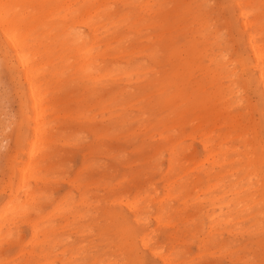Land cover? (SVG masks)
<instances>
[{"label": "rangeland", "instance_id": "rangeland-1", "mask_svg": "<svg viewBox=\"0 0 264 264\" xmlns=\"http://www.w3.org/2000/svg\"><path fill=\"white\" fill-rule=\"evenodd\" d=\"M157 1L159 3V0H154V2ZM170 1V2H169ZM203 0H161V2L163 3H159V4H155L154 6H152L153 10L151 11H147L144 12L143 10L139 9V7H134V8H130L127 6H121L120 4H117V9L116 6L114 7V9H116V12L120 13V11H130L132 12V18L131 20H133L132 23V28L129 29L127 28V26L125 25H119L118 27V31L119 32H124L126 31V36L128 38V40L124 43V46L127 45H137V46H150V39L152 41H156L158 42V46H159V50H157V54L154 57H146V56H142L141 54H137L134 53L133 55L135 57H125L126 58H131L132 60L130 61V67L135 68L136 65H138L137 69H133L130 70L129 72H133L132 76H131V86H130V90H128L129 92L123 94L120 98H116L118 100H120L121 102V108L120 110H118V114H116L117 116H119L120 113L124 112L125 120L123 117H121L122 121L120 120L119 117H117V127L120 129H115L116 125L113 127V130L115 129L114 134L113 132L109 133L108 135H104L102 136H97L98 131L100 129H94L96 127L97 124L100 123L101 120H97V118L101 119V114L105 115L104 117H106L107 112L105 113H101L100 111L97 110H102L103 107L102 105L105 103H109L110 100H107V96H103V94L101 93L100 95V90H102L101 85L106 86L107 83H109L111 81L110 80H102L100 81V83L97 84L98 89L92 88L91 86L88 85V82L85 83L82 81V77L81 75H72L69 73H72V71H70L68 73V71L66 73H64V76L67 77V81L64 82L62 84V87L60 89H57V91H55V109H54V114H50V118L54 117L55 115L57 116V118L55 119V130L57 131L56 134H62V136L60 137L61 141H59L60 143H62V145L58 144L59 142H57L56 147H54V155L55 157L52 155V157L49 160V165L52 161V165H55L57 168H54L55 166H52L50 172V174H48V181L45 183H48L47 185H50L47 187V185L41 184L40 188L41 191L43 192V194L46 195V197L43 198V202H42V207L40 214H34L32 213L31 217L34 219H38V215H45L48 211L52 210V206H54L56 204V202L62 201L64 199H62V197L65 199H69L71 198L73 200L74 203L73 205H75V210L72 211V213H70V215H75L76 213V217L74 218L73 216L69 218L70 222L72 221V223L74 224H69L66 225L68 227H63L61 229L57 228V231H60V233L58 232L57 234V239L55 238L54 240H58V245H55L54 247H49L48 245L42 246V251L45 252L44 254H42L43 252L40 251L41 248H39L38 245H28L29 240L31 239V231H30V226H28V224L25 223H19V229L22 231L20 232V239L14 243H10V244H6L3 246V262H5L4 264H32V262H34L33 264H38V262H40V264H42L43 262L46 261V264L48 263L47 261H49V263L52 264H59V260L62 264H163L161 262L160 259H158L159 257L156 256L154 254H152V251L145 247H143L140 242H139V238L141 237L140 235L143 234H147V239L149 242L150 247H153L155 249H158L162 254H170V257H172L173 263L174 264H213V262H215L214 264H264V258H262L264 256V230H262V228L264 227V196L261 195L262 192L260 191V179L262 177H264V164L263 163H258L256 161H251V146H255V145H264V126H259L257 123L258 121L261 123V118H260V114H259V108H261V103H260V95H259V90L258 87L255 86V83L253 80L252 83H247V84H243V81L246 77H248L249 75H254L253 70L249 69V70H243L240 69L239 66H236L234 68L235 71H237V75L232 74V68L234 67L233 63H230V61L226 62V68L224 69V72L222 73V78H221V83L223 84L224 87H226V85H228L230 83V80L234 77H238L239 80L237 82V91L235 92V99H230L228 101H218L215 108L212 109L211 107H209L208 109L204 110L201 108H199V106H192L191 105V101L193 99H198L199 96L204 92V90H209V88H211V79H212V75L211 72L209 70H200L198 68H191L188 69L185 73H182V69L181 67H185L187 68V62L189 60L190 57V52L187 50H177L175 55H172V48H167L168 44L174 45V44H179L178 46L182 45L183 47H186L188 44L190 43H194L196 42V44L198 45L199 49H201L200 52V57L203 60L204 64H208V59L210 57H215V55L219 52V51H223L224 53H229L227 59L228 60H232L229 56H231V52L233 54H235L236 52L240 51L242 46L240 43H237L236 41V37H237V32L235 31L234 33H231V30L228 29V31L226 30V25L224 22V17L227 16V13H230V10H228V8H222L221 6L218 5V3H220L221 0H208V4H204V2H202ZM218 2V3H217ZM165 4V5H164ZM203 5V6H202ZM160 7V8H159ZM130 8V9H128ZM202 9V10H201ZM120 10V11H118ZM156 11V12H155ZM134 12V13H133ZM143 12V13H142ZM163 12V13H162ZM165 12V13H164ZM145 13V14H144ZM157 13L156 16H153ZM195 13H199L200 15L197 17V19L193 18V15ZM137 16H136V15ZM139 14V15H138ZM161 14V16H160ZM152 15V16H151ZM150 16V17H149ZM160 16V17H159ZM148 18V20H147ZM155 18V19H154ZM144 19V20H143ZM153 20V22H152ZM151 21V23L149 22ZM143 22V23H142ZM136 23V24H135ZM143 24V25H141ZM147 24V25H146ZM149 24V25H148ZM174 24V25H173ZM146 25V26H144ZM136 28V29H135ZM150 28V29H149ZM152 28V29H151ZM141 32H140V31ZM146 30V31H145ZM151 30V31H150ZM129 32H131L129 34ZM136 32V33H134ZM139 33V34H138ZM143 33V34H142ZM140 36H138V35ZM142 34V35H141ZM158 34V35H157ZM156 37H154V36ZM132 36L135 37L134 39H132ZM158 37V38H157ZM130 38V40H129ZM148 38H150L148 40ZM0 205H2V201L8 196V193L10 192V182L14 181L12 179V156L14 154H16L15 152L21 148V144L19 143L20 140H22L23 136H26L28 134V127H27V122H25V117L23 116V114L25 113L27 114V111L23 108V103H27V99H26V95L25 92H23L25 90V83L23 82V80L20 78V74L16 71L13 70L11 66V64H9V62L7 61L8 57L4 56V52L7 51L6 45L0 35ZM70 39V37L66 38V42H68ZM146 39V40H145ZM60 39H56V41H59ZM133 40V41H131ZM139 40V41H138ZM145 40V41H144ZM164 40V41H163ZM181 40V41H180ZM61 41V40H60ZM130 41V42H129ZM127 43V44H126ZM4 44V45H3ZM66 46V44L64 45V47ZM2 51V52H1ZM244 51V50H242ZM148 52V51H147ZM57 53H59V50H55L54 51V55L53 57L55 58L57 56ZM132 55V56H133ZM140 55V56H139ZM137 56V57H136ZM156 57V58H155ZM4 59V60H3ZM150 59V60H149ZM141 60V61H140ZM143 60V61H142ZM136 62V63H135ZM56 63L59 65V59L57 58ZM102 62H100L101 64ZM139 63V64H138ZM145 63V64H144ZM3 64V65H2ZM135 64V65H134ZM142 66V67H141ZM213 66V64L211 65ZM5 67V68H4ZM7 68V69H6ZM2 69V71H1ZM15 69V67H14ZM8 73H7V71ZM141 70V71H140ZM151 70V71H150ZM6 71V72H5ZM158 71V72H157ZM170 71V73H169ZM138 73V74H137ZM172 73H178L179 75L177 76V78L175 80H173V78H171L170 76L172 75ZM8 74V75H7ZM142 74V75H140ZM157 74V75H156ZM121 75V74H119ZM119 75L117 76V78L119 77ZM138 75V76H137ZM156 75V76H155ZM246 75V76H245ZM9 76V77H8ZM14 76V77H13ZM135 76V77H133ZM147 76V77H146ZM220 76V77H221ZM81 77V78H79ZM122 75L120 76V78H118L119 80H117V83L120 86H126L124 85L126 82V80L124 78H121ZM146 78V79H145ZM12 80V82H11ZM79 80V81H78ZM114 80V79H113ZM147 80V82H146ZM151 80V81H150ZM138 81V82H137ZM22 83V84H21ZM77 83V84H76ZM105 83V84H104ZM148 83V84H147ZM182 83L183 86L185 87V91H187L186 93H184V96L182 97V106H180L177 110L172 111L173 109L171 108H165V107H161L158 106V104L160 103L159 97L156 95L157 94V90L159 88H162L164 85L166 87H169L168 92L172 91L174 89V85L175 84H179ZM193 83V85H192ZM199 84V87L197 86ZM19 84V85H18ZM69 84V85H67ZM76 84V85H75ZM84 84V85H83ZM86 85V86H85ZM151 85V86H149ZM71 87V88H69ZM73 87V88H72ZM78 87V88H75ZM81 87V89H80ZM253 87V88H252ZM68 88V89H67ZM70 89V90H69ZM72 89V91H71ZM75 89V90H73ZM76 89H78L76 91ZM93 89L94 90V94H93ZM16 90H18L16 92ZM97 90V91H96ZM66 91V92H65ZM82 91V92H81ZM140 91V92H138ZM155 91V92H154ZM79 92V93H78ZM98 92V93H97ZM151 92V93H149ZM18 95H17V94ZM65 93V94H64ZM74 93V94H73ZM92 93V94H91ZM130 93V94H129ZM132 94V95H131ZM82 95V96H80ZM91 95V97H90ZM96 95V96H95ZM125 95V96H124ZM94 96V97H93ZM103 96V97H102ZM138 96V97H137ZM19 97V98H18ZM76 100H75V98ZM93 97V98H92ZM148 97V98H147ZM234 97V98H235ZM22 100H21V99ZM92 98V99H90ZM101 98V99H100ZM20 99V100H19ZM69 99V100H68ZM97 99V100H95ZM102 101H100V100ZM127 99V100H126ZM67 100V101H66ZM95 100V102H94ZM126 100V101H125ZM129 100V101H128ZM149 100V101H148ZM178 100V99H177ZM21 101V102H20ZM61 101V102H60ZM97 101V102H96ZM142 103H141V102ZM146 101V102H145ZM63 102V103H62ZM66 102V103H65ZM72 102V103H71ZM99 102V103H98ZM140 102V103H139ZM77 103V104H76ZM95 103H98L95 105ZM114 103V102H113ZM126 103V104H124ZM71 104V105H70ZM75 104V105H73ZM95 105V106H91V105ZM101 104V105H100ZM129 104V106L127 105ZM132 104V105H131ZM138 104V105H137ZM154 104V105H153ZM229 104H231L228 107V111H229V115L226 117L225 113H222L221 110H217V111H213L219 108H224L226 106H228ZM63 105V106H62ZM68 105V106H67ZM70 105V106H69ZM83 105V106H81ZM144 105V106H143ZM102 108H101V107ZM108 106V104L106 105ZM155 106V108H154ZM68 107V108H67ZM72 107V109H70ZM74 107V108H73ZM82 107V108H80ZM92 109H89V108ZM133 107V108H131ZM150 107V108H149ZM160 109H159V108ZM23 108V109H22ZM99 108V109H97ZM147 108V109H146ZM165 108V109H164ZM95 109V110H94ZM124 109V110H123ZM127 109V110H126ZM139 109V110H138ZM18 110V111H17ZM61 113H60V111ZM67 110V111H66ZM91 110V111H90ZM142 110V111H140ZM159 113H158V111ZM163 110V111H162ZM167 112H166V111ZM71 111V112H70ZM76 111V112H75ZM78 111L81 113L83 112L85 114V116H76L78 117V119H75V115H78ZM97 111V112H96ZM121 111V112H120ZM165 111V112H164ZM171 111L173 113H171ZM69 113V115H71V117L67 114ZM96 112V113H94ZM99 112V113H98ZM127 112V113H126ZM150 112L152 114H150ZM164 112V113H163ZM93 115H91V114ZM135 113V114H134ZM157 113V114H156ZM61 114V115H60ZM89 114L91 115V118L89 117ZM97 114V115H96ZM130 114V115H129ZM161 114V115H160ZM181 114V115H179ZM193 114V115H192ZM53 115V116H51ZM60 115V117H58ZM149 115V116H148ZM151 115V116H150ZM154 115V116H152ZM172 115V116H171ZM61 116H65L64 118ZM96 116V117H95ZM98 116V117H97ZM114 116V120L116 119V117ZM123 116V114H122ZM138 116V117H137ZM171 116V117H170ZM174 116V117H173ZM184 116V117H182ZM21 119H20V118ZM24 117V118H23ZM70 117V118H69ZM74 117V119H73ZM81 117V118H80ZM83 117V118H82ZM90 120H89V118ZM93 117V118H92ZM128 117V118H127ZM68 118V119H67ZM142 118V119H141ZM154 118V120H153ZM162 118V119H160ZM189 118V119H188ZM198 118V119H197ZM19 119V120H18ZM58 119V120H57ZM80 119V120H79ZM86 119V120H85ZM129 119V120H128ZM142 121H141V120ZM156 119H160V121L156 120ZM174 119V120H172ZM18 120V121H17ZM68 120H70V122H68ZM119 120V121H118ZM135 122H133V121ZM187 120V121H186ZM23 121V122H22ZM58 121V122H57ZM62 121V122H61ZM66 121V122H65ZM94 123H93V122ZM129 121V122H128ZM132 123H131V122ZM156 121V122H154ZM158 121V122H157ZM203 121V122H202ZM205 121V122H204ZM18 122V123H17ZM72 122V123H71ZM75 122V124H74ZM96 122V123H95ZM99 122V123H98ZM102 123H107L109 125L110 121L107 119L106 121H101ZM109 122V123H108ZM144 122V123H143ZM153 122V123H152ZM193 122V123H192ZM202 122V123H201ZM12 123V124H11ZM58 123V124H57ZM67 123V124H66ZM78 123V124H77ZM121 123V124H120ZM129 123V124H127ZM143 123V124H142ZM148 123V124H147ZM159 123V124H158ZM218 123V124H217ZM22 124V125H21ZM60 124H64V125H60ZM91 124V125H90ZM123 124V125H122ZM138 124V125H136ZM142 124V125H141ZM158 124V125H157ZM163 124V125H162ZM187 124V125H186ZM204 124V125H203ZM72 125V126H71ZM90 125V126H89ZM130 127H128V126ZM135 125V126H134ZM178 125V126H177ZM190 125V126H189ZM65 128H64V127ZM94 126V127H93ZM123 127L122 129L120 128ZM158 126V128H156ZM177 126V127H176ZM189 126V127H188ZM227 126V127H226ZM60 127V128H59ZM178 129H176V128ZM199 127V128H198ZM201 127V128H200ZM19 128V129H18ZM21 128V129H20ZM70 128L71 131H70ZM127 131H125V129ZM129 128V129H128ZM158 130H156V129ZM197 128V129H196ZM205 128V129H204ZM62 131H61V130ZM65 129V130H64ZM75 129V130H74ZM88 129V130H87ZM92 133H91V131ZM136 129V130H135ZM150 129V130H149ZM153 129V130H151ZM169 129V130H168ZM180 129V130H179ZM187 129V130H186ZM200 129L202 132H208V131H212V135L213 138L212 139L215 143H221L222 142V146L223 147H228L227 148V155L225 157V160L223 161L222 165H217L215 166L213 169H211V177H220L224 175V178H222V181L224 183V185H222L221 188H219L217 191L221 192V191H225L224 193V198L227 200V198H232V193L231 191H229L227 188L230 187V182L231 181H240L241 185L240 186V192L242 194V199L244 203H246L244 201V195L245 198L249 199L248 201L250 203V205H252L251 209H247V210H242L245 211L241 214H239L240 220H241V224L244 225L245 227H248L247 231L249 233H244L243 235H241L240 233H225L223 234V240L222 241H218V240H214L211 238H207V237H212L214 235H216L215 233H208L209 232V220L206 219L205 216L202 215V218L204 217V219H201L198 216L196 217V208L193 207H201L202 210L206 208H211V204H207V201L210 200V198H212V195H214V193H216L217 191H214L213 193H210L207 195H205V198L203 196H201L200 200L199 198L196 199L197 197V192H196V188L193 187L194 184L196 183L194 180L196 178V175L200 172V169L197 168L195 169L196 172H192L193 167L195 166L194 162H193V158L195 155L198 156V154H203V150L202 147L200 145ZM231 129V130H229ZM9 130V131H8ZM17 130V131H16ZM20 130V131H19ZM80 131L78 132V131ZM143 132H142V131ZM168 130V132L166 131ZM179 130V131H178ZM208 130V131H207ZM16 131V132H15ZM61 131V132H60ZM90 131V132H89ZM120 131V132H119ZM140 131V132H139ZM171 131L173 134H171ZM189 131V132H188ZM196 131V132H195ZM8 132V133H7ZM59 132V133H58ZM67 132V133H66ZM71 132V133H70ZM122 132V133H121ZM125 132V133H124ZM162 132V133H161ZM181 132V133H180ZM229 132V133H228ZM20 133V134H19ZM22 133V134H21ZM70 133V134H69ZM133 133V134H132ZM134 133L135 136H134ZM140 133V134H137ZM142 133V134H141ZM154 133V134H153ZM157 133V134H156ZM167 133V134H166ZM178 133V137L176 136ZM7 134V135H6ZM15 134V135H14ZM19 134V135H18ZM26 134V135H25ZM65 134V135H64ZM69 134V135H68ZM110 134L113 135L112 139L110 137L107 138L108 136H111ZM120 134V136H119ZM131 134V135H130ZM148 134V135H147ZM161 134V135H160ZM182 134V135H181ZM189 134H192V136H190ZM13 135V136H12ZM68 135V136H67ZM73 135V136H72ZM89 135V136H88ZM125 135V137H124ZM147 135V136H144ZM156 135V136H155ZM158 135V136H157ZM168 135V136H166ZM18 136V137H17ZM65 137V141L67 142V144L65 143V141H62ZM75 136V137H74ZM84 136V137H83ZM92 136V137H91ZM118 136V137H117ZM131 136V137H130ZM142 136V137H141ZM163 138H161V137ZM21 137V139H20ZM101 137V139H100ZM124 139H121V138ZM167 137V138H166ZM14 138V139H13ZM72 138V140H71ZM75 138V140H74ZM97 138V139H95ZM106 143H105V140ZM115 138V139H114ZM129 138H134V140H131ZM148 138V139H146ZM150 138H152V140H149ZM159 138V139H157ZM172 138V139H171ZM174 138V139H173ZM18 139V140H17ZM67 139V140H66ZM86 139V140H84ZM109 139V140H108ZM144 139V140H143ZM157 139V140H156ZM161 139V140H160ZM163 139V141H162ZM169 139V140H168ZM177 139V140H175ZM127 140V141H126ZM130 140V141H129ZM160 142H156L159 141ZM167 140V141H166ZM221 140V141H220ZM71 141L73 143L72 146L70 145ZM80 143H79V142ZM82 141V143H81ZM85 141V142H84ZM91 143H90V142ZM123 141V142H122ZM134 142V144L131 143ZM143 141V142H142ZM148 141V142H147ZM156 145H155V142ZM173 141V142H172ZM226 141V142H225ZM229 141V142H228ZM258 141V142H257ZM14 142V143H13ZM78 142V143H76ZM84 142V143H83ZM89 142V143H88ZM97 142V143H95ZM101 142V143H99ZM127 142V144H126ZM136 142V143H135ZM141 142V143H140ZM153 142V143H152ZM225 142V143H224ZM146 143V144H144ZM152 143V144H151ZM158 143V144H157ZM188 143V144H187ZM242 143V145H241ZM247 143V144H246ZM256 143V144H255ZM17 144V146H16ZM79 146H76V145ZM85 144V145H84ZM88 144V145H87ZM93 144V145H92ZM96 144V145H95ZM103 146V147H101ZM106 144V146H105ZM137 144V145H136ZM176 145L175 148V153L171 154L169 151V147L171 145ZM178 144V145H177ZM239 144V145H238ZM246 144V145H245ZM12 145V146H11ZM112 147H111V146ZM115 145V146H114ZM117 145V146H116ZM136 147H135V146ZM152 145V146H151ZM156 147L154 148L153 147ZM192 147H191V146ZM233 145V146H232ZM244 145V146H243ZM66 146V149L64 148ZM68 146V147H67ZM71 146V147H70ZM82 146V147H81ZM91 149H90V147ZM95 146V147H94ZM99 146V147H98ZM144 146V147H143ZM149 146V147H148ZM158 146V148H157ZM182 146V148H181ZM196 146V147H195ZM237 146V147H236ZM243 146V147H242ZM64 149H63V148ZM70 147V148H69ZM75 147V149H74ZM78 147V148H77ZM80 147V148H79ZM84 147V148H83ZM105 147V148H104ZM114 147V148H113ZM135 147L137 149V151L135 150ZM138 147V148H137ZM143 147V148H142ZM164 147V149H163ZM189 147V148H188ZM15 148V149H14ZM59 148V149H58ZM61 148V151H60ZM99 148L98 151H96ZM101 148V149H100ZM111 148V149H110ZM117 148V149H115ZM120 148V149H119ZM122 148V149H121ZM128 148V149H127ZM131 148V149H130ZM142 148V149H141ZM149 148V149H148ZM173 148V147H170ZM68 149V150H67ZM71 149V150H69ZM94 149V150H93ZM105 149V150H104ZM141 149V150H140ZM146 149V150H145ZM168 149V150H165ZM16 150V151H15ZM65 150V151H64ZM75 150V151H74ZM77 150V151H76ZM104 150V151H103ZM113 150V151H112ZM124 150V151H123ZM127 150V152H126ZM132 150V151H131ZM148 150V151H147ZM164 150V151H163ZM184 150V151H183ZM194 150V151H193ZM196 150V151H195ZM202 150V151H201ZM15 151V152H14ZM58 151V152H57ZM70 151V152H69ZM72 151V153H71ZM74 151V152H73ZM94 153H93V152ZM102 151V152H101ZM112 152V154H110V152ZM132 153H130V152ZM142 151V152H141ZM149 153H147V152ZM152 151V152H151ZM183 151V152H182ZM189 153H187V152ZM191 151V152H190ZM237 151V152H236ZM66 152V153H65ZM81 152V153H80ZM89 152V153H88ZM105 152V153H103ZM122 152V154H120ZM141 152V153H140ZM160 152V153H159ZM179 152V153H178ZM232 152V153H231ZM244 152V153H243ZM58 153V154H57ZM70 153V154H69ZM86 153V154H85ZM92 153V154H90ZM98 153L100 155H98ZM105 154V155H102ZM110 155H109V154ZM119 153V155L117 156V154ZM139 156H138V154ZM146 153V154H144ZM170 153V154H169ZM192 153V154H191ZM194 153H196L194 155ZM247 153V155H246ZM61 154H63V156L65 155L67 157L61 156ZM79 154V155H77ZM89 154L91 156L88 155ZM114 154V156H113ZM116 154V155H115ZM154 154V155H153ZM156 154V155H155ZM161 154V155H160ZM168 154V155H167ZM185 154V155H184ZM190 154V155H189ZM17 155V154H16ZM68 155V156H67ZM71 155V156H70ZM93 155V156H92ZM94 155H98L96 157H94ZM109 157H108V156ZM130 155V157H129ZM170 155V156H169ZM178 157H176V156ZM182 155V156H181ZM187 155V157H186ZM193 155V158H192ZM199 155V156H201ZM7 156V157H6ZM70 156V157H69ZM102 158H101V157ZM105 156V157H104ZM111 156V157H110ZM117 156V157H116ZM123 156V157H122ZM146 156L147 158L143 157ZM153 156V157H152ZM156 156H160V157H156ZM179 156H181L179 158ZM190 156V157H189ZM229 156V157H227ZM235 158H234V157ZM238 156L240 158H238ZM250 156V157H249ZM59 157V158H58ZM61 157H63V159H61ZM82 157V158H81ZM86 159V162L83 161ZM107 157V158H106ZM112 157L114 158V160L112 159ZM141 157V158H140ZM151 157V159L149 158ZM246 157V158H244ZM23 158V156H22ZM54 158L56 160H54ZM69 158V159H68ZM79 158V159H78ZM89 158V159H87ZM94 160H93V159ZM98 158V159H97ZM118 158V159H117ZM123 158V159H122ZM125 158V159H124ZM163 158V159H160ZM166 158L168 160H166ZM171 158L173 159L171 161ZM176 158V159H175ZM190 158V159H189ZM230 158V159H229ZM234 158V159H233ZM250 158V159H249ZM53 159V160H51ZM65 159V160H64ZM71 159V160H70ZM74 159V160H73ZM81 159V160H80ZM83 159V160H82ZM92 159V161H91ZM97 159V160H96ZM111 159V160H110ZM118 162H117V160ZM145 159V160H144ZM148 161H147V160ZM150 159V160H149ZM158 159H160L158 161ZM183 159V160H182ZM244 159V160H242ZM19 160V159H18ZM59 160V162H57ZM61 160L63 161L61 163ZM102 160V161H101ZM116 160V161H115ZM137 160V161H136ZM144 160V161H143ZM157 164H156V162ZM176 160V161H175ZM192 160V161H191ZM250 160V161H249ZM54 161V162H53ZM57 163H56V162ZM80 161V162H79ZM82 161V162H81ZM88 161V162H87ZM97 161V162H96ZM133 161V162H132ZM140 161V162H139ZM154 161V162H153ZM168 161V162H167ZM171 161V162H169ZM183 164H182V162ZM238 161V162H237ZM245 161V162H244ZM68 162V164L66 163ZM76 162V163H75ZM107 164V168L106 164ZM132 162V163H131ZM138 162V163H136ZM143 162V163H142ZM145 162V163H144ZM233 162V163H232ZM242 164H241V163ZM54 163V164H53ZM60 163V164H59ZM66 165H65V164ZM91 163V164H90ZM98 163V164H97ZM130 163V164H129ZM185 163V164H184ZM230 163V164H229ZM246 163V165H245ZM57 164V165H56ZM89 164V165H88ZM93 164V165H92ZM101 164V166H100ZM111 164V165H110ZM124 164V165H122ZM135 164V165H134ZM138 164V165H136ZM142 164H145V166H141ZM147 164V165H146ZM167 164V165H166ZM171 164V165H170ZM174 164V165H173ZM182 164V166H180ZM210 163H207V165ZM226 166H224V165ZM235 164V165H233ZM238 164V165H237ZM244 164V165H243ZM255 164V166H254ZM61 165V166H59ZM64 165V166H63ZM82 165V167H81ZM89 167H87V166ZM92 165V166H91ZM96 165V166H95ZM114 165V166H113ZM127 165V166H126ZM156 165V166H155ZM252 165V166H251ZM262 165V166H261ZM9 166V167H8ZM66 166V167H65ZM70 166V167H69ZM88 168H86V167ZM148 166V168L146 169V167ZM177 166V167H176ZM180 166V167H179ZM224 166V167H223ZM247 166V167H246ZM68 167V168H67ZM80 167V168H78ZM84 167V168H83ZM91 167V168H90ZM109 167V168H108ZM116 171H115V169ZM118 167V168H117ZM129 167V168H128ZM134 167V168H132ZM175 167V168H174ZM233 167V168H232ZM67 168V169H65ZM78 168V169H77ZM87 170H86V169ZM92 168L93 171H92ZM97 168V169H96ZM101 168V169H100ZM111 168V169H110ZM149 168H153L152 170ZM155 168V169H154ZM157 168H159L160 170H158ZM189 170H188V169ZM242 168V169H240ZM249 168V169H248ZM57 169V170H56ZM62 169V171H61ZM68 169L70 171V173H68ZM71 169V170H70ZM99 169V171H98ZM104 169V171L102 170ZM108 169V170H106ZM119 169V170H118ZM139 169V171L137 170ZM141 169V170H140ZM146 169V170H145ZM172 169V170H171ZM179 169V170H178ZM64 170V171H63ZM66 170V171H65ZM81 170V171H79ZM110 170V172H109ZM118 170V171H117ZM145 170V171H144ZM149 170V171H148ZM156 170V171H154ZM170 170V171H169ZM183 170V172H182ZM215 170V171H214ZM253 170V171H252ZM255 170V171H254ZM262 170V171H261ZM57 171V172H56ZM61 171V172H60ZM75 171V174H73ZM97 171V172H95ZM128 171V172H127ZM135 171V172H134ZM143 171V172H142ZM153 171V172H152ZM163 173H162V172ZM168 171V172H167ZM199 171V172H198ZM214 171V172H213ZM224 171V172H223ZM79 172V173H78ZM83 174H82V173ZM92 172V173H91ZM101 172V173H100ZM119 172V174H118ZM123 172V173H122ZM137 172V173H136ZM142 172V173H141ZM167 172V173H166ZM180 174H179V173ZM189 172V173H188ZM241 174H240V173ZM257 172V173H256ZM53 175H52V174ZM65 173V174H64ZM67 173V174H66ZM87 175H86V174ZM91 173V175H90ZM112 173V174H111ZM117 173V174H116ZM131 173H133L131 175ZM136 173V174H135ZM170 175H169V174ZM173 173H175L174 175H172ZM178 175H177V174ZM185 173V174H184ZM194 173V174H193ZM236 173V174H235ZM238 173V174H237ZM249 173V174H248ZM253 173V174H252ZM259 173V175H258ZM262 173V174H261ZM10 174V175H8ZM58 174V177H57ZM60 174V176H59ZM65 176H63V175ZM71 174V175H70ZM102 176H100V175ZM103 174L106 175V177H108L106 179L105 175L103 176ZM115 174V175H114ZM125 174V175H124ZM144 174V175H143ZM153 176H152V175ZM163 174V175H162ZM168 174V176L166 175ZM189 174V176H188ZM193 174V175H192ZM247 174V175H246ZM67 175H69L67 177ZM75 175V176H74ZM79 175V176H78ZM116 177H114V176ZM120 175V176H119ZM127 175V176H126ZM131 175V176H130ZM134 175V176H133ZM142 175V177L140 176ZM148 175V176H147ZM151 175V176H150ZM183 175V176H182ZM227 175V177H226ZM228 175L231 177L229 178ZM236 175V176H234ZM246 175V176H245ZM54 176L56 179H53ZM73 176L76 178L75 182H72L71 180H73ZM84 176V177H83ZM90 176V177H89ZM93 176V178H92ZM112 176V177H110ZM136 176V177H135ZM160 176V178L158 177ZM165 178H164V177ZM187 176V177H185ZM240 176V177H239ZM242 176V177H241ZM63 177V178H62ZM71 177V178H70ZM80 177V179H79ZM95 177V178H94ZM99 177H102L101 179ZM130 177H132L130 179ZM144 177V178H143ZM148 177V178H147ZM152 177V178H151ZM176 177V178H175ZM183 177V178H182ZM249 179H248V178ZM260 177V178H259ZM62 178V179H61ZM92 178V179H90ZM97 178V179H96ZM104 178V179H103ZM138 178V179H137ZM172 178V179H171ZM184 178H189V179H184ZM229 178V179H228ZM234 178H236L237 180H235ZM259 178V179H258ZM64 179V181H63ZM69 179V180H68ZM88 179V180H87ZM95 179V180H94ZM99 179V181H98ZM119 179V180H118ZM127 179V180H124ZM142 179V180H141ZM146 179V180H145ZM159 179H161V181H159ZM164 179V180H163ZM170 181H169V180ZM181 179V180H180ZM240 179V180H239ZM247 179V180H246ZM55 180V181H52ZM57 180H59V182H57ZM68 180V181H67ZM86 180V181H85ZM93 180V182H92ZM107 180V182H106ZM109 180V181H108ZM123 180V181H122ZM132 180V181H131ZM137 180V181H136ZM183 180V181H182ZM189 180V181H188ZM226 180V181H225ZM231 180V181H230ZM257 180V181H255ZM64 183H63V182ZM71 181V184H70ZM79 181V182H78ZM82 181V183H81ZM89 183H85V187L84 188V182H88ZM102 181V182H101ZM114 181V182H112ZM127 181H129V183H127ZM146 181V182H145ZM165 181V182H164ZM172 181L174 182V186H175V191H173V194L175 196L172 195V199H163V195H164V189H166V184L168 183H172ZM229 181V182H228ZM250 181V182H249ZM134 182L136 184H134ZM156 182V183H155ZM186 184V185H182ZM192 182V183H190ZM246 182V183H244ZM249 182V183H248ZM257 182V183H256ZM51 183V184H50ZM56 185H54V184ZM67 183V184H66ZM74 183H81L80 189L79 191H77L74 187L76 184ZM97 183V184H96ZM109 183V184H108ZM127 183V184H126ZM131 183V184H130ZM162 183V184H161ZM176 183H178L179 185H177ZM58 184V186H57ZM61 184V185H60ZM91 184V185H90ZM96 184V185H95ZM105 184V185H104ZM133 184V185H132ZM145 186H142V185ZM148 184V186L146 185ZM156 184V185H155ZM161 184V185H160ZM176 184V185H175ZM191 184H193L191 186ZM255 186H254V185ZM43 185V186H42ZM70 187H69V186ZM72 185V186H71ZM74 185V186H73ZM90 185V186H89ZM98 185V186H97ZM104 185V186H103ZM125 185V186H124ZM127 185V186H126ZM158 185V186H157ZM251 185V187H249ZM9 186V187H8ZM101 186V187H100ZM106 186V187H105ZM116 186V187H114ZM118 186V187H117ZM124 186V187H122ZM148 188H147V187ZM154 188H153V187ZM162 186V188L160 187ZM185 186V187H183ZM189 186H191L189 188ZM43 187V188H42ZM54 187V189H52ZM70 189H69V188ZM89 187V188H88ZM92 187V188H91ZM94 187V188H93ZM111 187V188H110ZM127 187V189H126ZM143 187V189H142ZM156 187V188H155ZM242 187V189H241ZM2 188V189H1ZM58 191H57V189ZM67 188V190H66ZM102 188V189H101ZM104 188V189H103ZM110 188V189H109ZM115 190H114V189ZM119 188V190H118ZM139 188V189H138ZM177 188V189H176ZM179 188V189H178ZM181 188V189H180ZM186 188V189H185ZM189 188V189H188ZM195 188V189H194ZM225 188V190H223ZM244 188V190H243ZM248 188V191H247ZM255 188V189H254ZM45 189V190H44ZM47 189V191H46ZM56 189V190H55ZM83 189V190H81ZM89 189V190H88ZM98 189V190H97ZM126 191H125V190ZM143 191H142V190ZM155 189V190H154ZM251 189V190H250ZM259 189V190H258ZM50 190V191H49ZM69 190V191H68ZM95 190V192H94ZM107 190V191H106ZM114 190V192H112ZM132 190V191H131ZM140 192H139V191ZM149 192H147V191ZM151 190V191H150ZM179 190V191H178ZM183 190V191H182ZM188 190V191H187ZM194 190V191H193ZM49 191V192H48ZM89 191V192H88ZM119 191V192H117ZM122 191V192H120ZM131 191V192H130ZM135 193H134V192ZM137 191V192H136ZM146 191V193H144ZM191 191V193H190ZM246 193H245V192ZM260 191V192H259ZM68 192V194H67ZM75 192V193H74ZM78 192V193H77ZM85 192V197H86V201H84V203L82 205L77 204L78 200L80 199L81 195L80 193H84ZM128 192V193H127ZM155 192V193H154ZM157 192V193H156ZM177 195H176V193ZM227 192V193H226ZM252 192V193H251ZM256 192V193H255ZM259 194H258V193ZM50 193V194H48ZM58 193V195H57ZM77 193V194H76ZM98 193V194H97ZM113 193V194H112ZM120 193V194H119ZM123 193V195H122ZM127 193V194H126ZM140 193V194H139ZM142 193V194H141ZM149 193V195H148ZM154 193V194H153ZM185 193V194H184ZM73 194V195H71ZM91 194V195H90ZM103 194V195H102ZM163 194V195H162ZM178 194H182L178 195ZM192 194V195H190ZM195 196H194V195ZM229 196H228V195ZM251 194V195H250ZM49 195V196H48ZM77 195V196H76ZM88 195V196H87ZM102 195V196H100ZM120 195L122 197H120ZM141 196L143 200L147 201L148 204L143 205L144 203L141 202L140 205L145 206L144 208L146 209H142V211L140 212V216L141 217L139 220V222H136V217L133 216V214L123 205H120L116 202L119 201V199H125L124 201H126V199H131L135 197V196ZM157 195V196H155ZM184 195V196H183ZM255 195V196H254ZM48 196V197H47ZM52 196V197H50ZM57 196V197H54ZM69 196V197H68ZM76 196V197H75ZM79 196V197H78ZM92 196V197H91ZM125 196V197H124ZM150 196V197H149ZM152 196V198H151ZM188 196H193V197H189ZM210 196V197H209ZM227 198H226V197ZM253 196V197H252ZM50 197V199H48ZM74 197V198H73ZM90 197V198H89ZM101 197V198H100ZM105 197V199H104ZM127 197V198H126ZM151 198V201H153V203L151 201H149ZM252 197V198H250ZM261 199H260V198ZM56 198V199H55ZM59 198V199H58ZM61 198V200H60ZM94 198V199H93ZM155 198V200L153 199ZM184 198V199H183ZM188 198V199H187ZM45 199V200H44ZM53 201H52V200ZM102 199V201L100 200ZM104 199V200H103ZM149 199V200H148ZM183 202H182V200ZM187 199V200H186ZM189 199H191L189 201ZM192 199H194L192 201ZM196 199V200H195ZM205 199V203L204 200ZM208 199V200H207ZM224 199V200H225ZM251 199V200H250ZM58 200V201H57ZM92 200V201H90ZM100 200V201H99ZM106 200V201H105ZM116 200V201H114ZM159 200V201H158ZM161 200V201H160ZM188 202H186V201ZM203 200V201H202ZM225 200V201H226ZM46 201V203H45ZM52 201V203H51ZM69 201V200H68ZM89 201V202H87ZM98 201V202H96ZM110 201V202H109ZM171 201V203H170ZM176 201V202H175ZM197 201V203H196ZM201 201V202H199ZM87 202V204H86ZM107 202V203H105ZM164 204H163V203ZM169 202V203H166ZM187 204H186V203ZM193 202V203H192ZM195 202V204H194ZM199 202V203H198ZM256 202V203H255ZM261 202V203H259ZM55 203V204H54ZM93 203V206H92ZM98 203V204H97ZM112 203V204H111ZM157 203V204H156ZM161 203V204H160ZM185 205H183V204ZM190 203V204H189ZM201 204L198 205V204ZM46 204V205H45ZM86 204V205H85ZM89 204V205H88ZM102 204V206H100ZM106 204V205H105ZM108 204V205H107ZM118 204V205H117ZM153 204V205H151ZM155 204V205H154ZM170 204V205H169ZM172 204V205H171ZM194 204V205H193ZM45 205V206H44ZM79 207H78V206ZM84 205V206H83ZM96 205V206H95ZM164 205V207L162 206ZM169 205V206H168ZM178 205V206H177ZM198 205V206H197ZM208 205V207H207ZM116 206V207H114ZM154 206V207H153ZM158 206V207H156ZM161 206V207H160ZM167 206V207H166ZM174 206V209H173ZM205 206V207H204ZM52 207V208H51ZM101 207V208H100ZM122 207V208H121ZM169 207V208H168ZM171 207V208H170ZM176 207V209H175ZM182 207V208H181ZM192 207V208H191ZM78 208V209H77ZM89 208V210H88ZM97 208V209H96ZM99 208V209H98ZM106 208V209H105ZM112 208V209H109ZM156 208V209H155ZM184 208V209H183ZM186 208V209H185ZM242 208V207H241ZM259 208V209H258ZM50 209V210H48ZM82 209V210H81ZM88 210V213L86 212ZM109 209V210H108ZM126 209V211H125ZM163 209V210H162ZM172 209V210H170ZM192 209V210H191ZM48 210V211H47ZM81 210V211H80ZM86 210V211H85ZM110 210H113L115 212H118L120 215L121 213L127 218V226L132 227L135 230V233L133 236H131L127 231H126V225L123 227V229L121 230L118 227V221L116 218H113L112 215L109 213ZM145 210V211H144ZM152 211V212H146V211ZM166 210V212H165ZM169 210V211H168ZM76 211V212H75ZM84 211V212H83ZM91 213H90V212ZM96 211V212H95ZM99 211V212H98ZM108 214H107V212ZM158 211V212H157ZM163 213H160V212ZM168 211V212H167ZM179 211V212H178ZM257 211V212H256ZM94 212V213H92ZM98 212V213H97ZM156 212L159 214H156ZM175 212V213H174ZM193 212V213H192ZM199 212V211H198ZM238 213V211H234V213ZM262 212V213H261ZM84 216L83 218V215ZM104 213V214H103ZM106 213V214H105ZM143 213V214H142ZM154 213V214H153ZM254 213V215H253ZM259 213V214H258ZM261 213V214H260ZM78 214L80 215V218L77 219ZM90 216H89V215ZM142 214V215H141ZM145 214H147L145 216ZM152 214V215H151ZM156 214V215H155ZM169 217H167L166 215ZM175 214V216H174ZM186 214V215H185ZM263 214V215H262ZM36 215V216H35ZM101 215V216H100ZM149 215V216H148ZM188 215V217H187ZM92 216V217H91ZM110 216V217H109ZM130 216V218H129ZM148 216V217H147ZM161 216V217H160ZM165 216V217H163ZM172 218H171V217ZM190 216V218H189ZM252 219H251V217ZM254 216V217H253ZM263 218H262V217ZM86 217V218H85ZM107 217V218H106ZM160 217V222L156 221V218ZM167 217V218H166ZM186 217V218H185ZM194 217V218H193ZM44 218V217H43ZM42 218V224L40 225L41 227L45 226V224H47L48 222H45V219ZM100 218V219H99ZM102 218V219H101ZM118 218H120L118 216ZM149 218V219H148ZM153 218V219H152ZM248 220H247V219ZM76 219V220H75ZM86 219V220H84ZM98 219V220H97ZM107 221H105V220ZM111 219V220H109ZM114 219V220H113ZM142 219L144 220L142 221ZM163 219V220H162ZM166 219V220H165ZM169 219V221H167ZM190 220V222L188 221H184V220ZM193 219V220H192ZM195 219V220H194ZM244 219V220H243ZM259 219V220H257ZM61 220V219H60ZM58 220V222L60 221ZM89 220V221H88ZM91 220V221H90ZM96 220V221H94ZM102 220V221H101ZM109 220V222H108ZM150 220V221H149ZM174 220V221H173ZM198 220V221H197ZM62 221V220H61ZM76 221V222H75ZM82 221V222H81ZM93 221V222H92ZM115 221V222H114ZM149 221V222H148ZM155 221V222H154ZM183 221V223H186L187 225H183L181 222ZM199 221L200 226H199ZM258 223L260 226H258V224H256V226H251L252 228H250V225L253 223ZM92 222V223H91ZM134 222V223H133ZM136 222V223H135ZM142 222V223H140ZM147 222V223H146ZM172 223L167 225V223ZM243 222V223H242ZM253 222V223H252ZM261 222V224H260ZM96 223V224H95ZM102 223V224H101ZM106 223V224H104ZM115 223V224H114ZM149 223V224H148ZM176 223V224H174ZM24 227H23V225ZM85 226H84V225ZM110 224V225H109ZM117 224V225H116ZM138 224V225H137ZM148 224V225H147ZM151 224V225H150ZM196 224V225H195ZM198 224V225H197ZM79 225V226H77ZM93 225V226H92ZM99 225V226H97ZM101 225V226H100ZM115 225V226H114ZM143 225V226H142ZM150 225V226H149ZM167 225V227L165 226ZM195 225V227H194ZM203 225V227H202ZM72 226V227H70ZM77 226V227H74ZM83 226V227H82ZM92 226V227H91ZM147 226V227H146ZM162 226V227H161ZM172 226V227H171ZM199 226V227H198ZM263 226V227H262ZM179 227V229H178ZM194 227V228H193ZM198 227V228H196ZM25 228V229H23ZM66 228V229H65ZM79 228V229H77ZM83 228V229H82ZM90 228V229H89ZM99 228V229H97ZM151 228V229H150ZM158 228V229H157ZM181 228V229H180ZM200 228V229H199ZM81 230L80 234L79 231L75 232L76 230ZM91 234H90V231ZM152 233H150V231ZM184 229V230H183ZM188 229V231L186 230ZM233 232H236V230H234V226L232 227ZM264 229V228H263ZM86 230V231H85ZM153 230V231H152ZM176 230V231H175ZM179 230V231H178ZM183 230V231H182ZM195 230V231H194ZM202 230V232H201ZM255 230H257L255 232ZM85 231V232H84ZM111 231V232H110ZM146 231V232H144ZM182 231V232H181ZM197 231V232H196ZM201 233H200V232ZM218 231V230H217ZM261 231V232H260ZM68 232V233H66ZM159 234H158V233ZM172 232V233H171ZM178 232V233H177ZM184 232V233H183ZM196 232V233H195ZM22 233V234H21ZM70 233V234H69ZM89 233V234H87ZM187 233V234H186ZM260 233V234H259ZM263 233V235H262ZM26 234V235H25ZM83 234H86L83 235ZM101 234V235H100ZM104 234V235H102ZM107 236H106V235ZM110 234V236L108 235ZM175 234V237H173ZM190 234V235H189ZM195 234V235H194ZM207 234V235H205ZM246 234V235H245ZM249 234V235H248ZM59 235V236H58ZM64 235V237H63ZM68 235V237H67ZM71 235V236H70ZM94 235V236H93ZM149 235V236H148ZM157 235V236H156ZM166 235V237H165ZM171 235V236H169ZM173 235V236H172ZM192 235H194L192 237ZM203 235V236H201ZM234 235V236H233ZM251 235V236H250ZM254 235V236H253ZM114 236V239L113 237ZM117 236V237H116ZM156 236V237H155ZM169 236V237H168ZM189 236V237H188ZM200 236V237H199ZM205 236V237H204ZM233 237V238H227V237ZM245 236V238H244ZM250 236V237H249ZM256 236V237H255ZM25 237V238H24ZM73 237V238H72ZM75 237V239H74ZM83 237V238H82ZM94 237V238H93ZM107 239H106V238ZM112 237V238H111ZM136 237V238H135ZM139 237V238H138ZM196 237V238H195ZM237 237V238H236ZM260 237V238H259ZM67 238V239H66ZM72 238V239H71ZM122 240H121V239ZM170 238V239H169ZM199 240H198V239ZM201 238V239H200ZM207 238V239H206ZM248 238V239H246ZM24 239V240H23ZM28 239V241H27ZM40 239V238H39ZM59 239H63L62 241ZM74 239V241H72ZM78 239V240H77ZM93 239L95 241H93ZM109 239V240H108ZM112 239V240H111ZM126 239V240H124ZM182 239V240H181ZM184 239V240H183ZM187 241H186V240ZM196 239V240H195ZM203 239L205 240V243ZM231 239V240H230ZM234 239V240H233ZM77 240V241H76ZM83 240H85L84 242H82ZM90 240L92 242H90ZM103 240V241H102ZM107 240V242H106ZM111 240V241H110ZM193 240V242H192ZM203 240V241H200ZM249 240V241H248ZM252 242H251V241ZM21 241V243H20ZM68 243H67V242ZM87 241V242H86ZM99 241H101L99 243V245L97 244ZM163 241V242H162ZM167 241V242H166ZM175 241V242H174ZM177 241V242H176ZM181 241H184L183 243ZM200 241V242H199ZM210 241V242H208ZM243 241V242H242ZM18 242V243H17ZM71 242V243H70ZM74 242V243H73ZM104 242V243H102ZM106 242V243H105ZM128 242V243H126ZM132 242V244H131ZM135 242V243H134ZM187 242V243H186ZM195 242V243H194ZM217 242V243H216ZM230 243V245L228 243ZM246 242V244H245ZM23 243V244H22ZM81 243V245L79 244ZM86 243V244H85ZM153 243V244H152ZM156 243V244H155ZM162 243V245H161ZM182 245H180V244ZM207 243V244H206ZM210 243V245H209ZM213 243V244H212ZM226 243V244H225ZM234 243V244H233ZM239 243V244H238ZM65 244V245H64ZM73 246H71V245ZM76 244V245H75ZM83 244V245H82ZM88 244V245H87ZM133 244H135V246H132ZM136 244L138 246H136ZM158 244V246H157ZM160 244V245H159ZM176 244V245H175ZM179 244V245H178ZM190 244V245H189ZM196 244V245H195ZM199 244V245H197ZM203 246H202V245ZM206 244V245H205ZM214 245V247L212 245ZM216 244V245H215ZM224 244V245H223ZM233 246H232V245ZM252 244V245H251ZM27 245V246H25ZM80 245V246H79ZM90 245V246H89ZM153 245V246H152ZM156 245V246H155ZM176 247H175V246ZM219 245V246H218ZM220 245H222V248ZM245 247H243V246ZM247 245H251L250 247ZM60 246V249L58 248ZM68 248H66V247ZM69 246H71L69 248ZM85 246V248H84ZM89 246V247H87ZM141 246V247H140ZM167 246V247H166ZM172 246V247H171ZM174 246V247H173ZM188 246V247H187ZM210 246V248H209ZM231 247V249L227 248V247ZM241 246V247H240ZM6 247V248H4ZM56 247L59 249H56ZM92 247V249H91ZM96 247V248H95ZM113 247V248H112ZM134 249H131L133 248ZM140 247V248H139ZM157 247V248H156ZM173 249H171V248ZM186 247V248H185ZM195 247V248H194ZM213 247V248H212ZM217 247V249L215 248ZM233 247V248H232ZM238 247V248H237ZM240 247V248H239ZM253 247V250H252ZM27 248V249H25ZM36 248V249H35ZM54 248L56 250H54ZM81 248V249H80ZM84 248V249H83ZM90 248V250H89ZM127 248V249H126ZM136 248V249H135ZM145 248V249H144ZM178 248V249H177ZM182 248V249H181ZM192 248V252L190 251V249ZM205 251H204V249ZM208 248V250H207ZM236 248V249H235ZM248 248V249H247ZM18 249L21 250V255L20 252L18 251ZM31 249V250H30ZM52 249V250H51ZM61 249H65L64 251ZM76 249V250H75ZM80 249V250H77ZM96 249V250H94ZM110 249V250H108ZM165 249V250H164ZM214 249L216 251H214ZM221 249V252H220ZM224 249V250H223ZM227 249V251H225ZM228 249L230 250V253L228 255L227 252ZM240 249V250H239ZM243 251H242V250ZM250 249V250H249ZM24 250V251H22ZM34 251L32 254H34V256H31L28 254V251ZM73 250V251H72ZM75 250V251H74ZM103 250V252H102ZM127 250V251H126ZM140 250V251H139ZM169 250V251H168ZM179 252H176V251ZM185 253H183V251ZM198 250V251H197ZM200 250V251H199ZM213 250V251H212ZM237 250V253H236ZM50 253H48V252ZM55 251V252H54ZM72 251V252H71ZM80 255H78V253ZM82 251V252H81ZM85 251V252H84ZM87 251V252H86ZM151 253H150V252ZM166 251V252H165ZM175 251V252H174ZM232 251V252H231ZM247 251V253H246ZM249 251V252H248ZM259 251V252H256ZM24 252V253H23ZM26 252V253H25ZM60 252V253H59ZM64 252V253H63ZM74 252V253H73ZM93 252V253H91ZM141 252V253H140ZM148 252V253H147ZM168 252V253H167ZM173 252V253H172ZM195 252L197 254H195ZM199 252V253H198ZM205 254L208 252V254ZM215 252V253H212ZM243 252V253H242ZM37 253V254H36ZM40 253V254H39ZM48 253V254H47ZM53 253V254H52ZM55 253V255H54ZM70 254L71 257L69 256V258L67 260H70L69 262L67 260H65L67 258V254ZM100 253V254H99ZM104 255H103V254ZM107 253V254H106ZM113 253V254H111ZM125 253V254H124ZM137 253V255H136ZM143 253V254H142ZM179 253V255L177 254ZM219 253L222 255V258H220L221 255H219ZM234 253V254H232ZM246 253V254H244ZM13 254V255H12ZM25 254V255H24ZM27 254V255H26ZM46 254V255H45ZM57 254V255H56ZM61 254V256H60ZM68 254V255H69ZM89 254V255H87ZM95 254V255H94ZM175 254V255H174ZM191 254H194L193 257ZM228 256H225V255ZM253 256H252V255ZM6 255V256H5ZM8 255V256H7ZM12 255V256H11ZM16 255V256H15ZM18 255V259L16 258ZM29 255V256H28ZM36 255V256H35ZM64 257H63V256ZM78 258H77V256ZM83 255L86 256L85 258H83ZM98 255V256H97ZM102 257H101V256ZM111 257H110V256ZM114 255V256H113ZM127 255V256H125ZM135 255V256H134ZM147 255V256H146ZM199 255V256H198ZM232 255V256H230ZM237 255V256H236ZM251 255V256H249ZM15 256V257H14ZM25 256V257H24ZM28 256V257H27ZM38 256V257H37ZM42 256V257H41ZM49 256V257H48ZM51 256V257H50ZM58 256V260L57 258L55 260H51V258ZM60 256V259H59ZM100 256V257H99ZM104 256V257H103ZM109 256V257H108ZM119 256V257H118ZM134 256V258H133ZM175 256H180L179 258L175 257ZM201 256V257H200ZM206 256V257H205ZM215 256V257H214ZM219 256V257H218ZM225 258H224V257ZM243 256V257H242ZM261 256V257H260ZM12 257V258H11ZM14 257V258H13ZM33 257L34 260L33 261ZM37 260H36V258ZM41 259H38L40 258ZM44 257V258H43ZM45 257L47 258V260H44ZM99 257V258H97ZM116 257V258H115ZM132 257V258H131ZM175 257V258H174ZM189 257V258H188ZM233 259H232V258ZM235 257V258H234ZM239 257V258H238ZM250 257V258H249ZM257 259H256V258ZM43 258V259H42ZM50 258V260H48ZM77 258V259H75ZM88 258V259H87ZM95 258V259H94ZM101 258V259H100ZM121 260H120V259ZM177 258V259H176ZM185 260H183V259ZM187 258V259H186ZM199 258L202 262H199L200 260L197 259ZM203 258V259H201ZM205 258V259H204ZM210 258V259H209ZM213 258V259H212ZM229 258V259H228ZM246 258V259H245ZM248 258V259H247ZM10 259V260H9ZM14 259V260H13ZM17 259V260H16ZM29 259V260H28ZM32 259V261H31ZM72 259H74L72 261ZM104 259V260H103ZM118 259V260H117ZM128 261H127V260ZM181 259V260H180ZM222 259V260H221ZM225 259V260H224ZM237 259V260H236ZM256 259V261H255ZM8 260V262H6ZM12 260V261H11ZM41 260V261H39ZM43 260V261H42ZM65 260V262H64ZM78 260V261H77ZM80 260V261H79ZM83 260V261H82ZM96 262H95V261ZM101 260V261H100ZM106 260V261H105ZM110 260V261H109ZM120 260V261H119ZM132 260V261H131ZM138 260V261H137ZM143 260V262L141 261ZM194 260V261H193ZM209 260V261H208ZM215 260V261H214ZM228 260V261H227ZM229 260L231 262H229ZM236 260V261H235ZM245 260V261H244ZM16 261V262H14ZM18 261V262H17ZM84 261H86L84 263ZM92 261V262H91ZM178 261V262H177ZM180 261V262H179ZM182 261V262H181ZM191 261H193L191 263ZM223 261V262H222ZM227 261V262H226ZM249 261H254L253 263L249 262ZM262 261V263H261ZM42 262V263H41ZM91 262V263H90ZM135 262V263H134ZM184 262V263H183ZM189 262V263H188ZM196 262V263H195ZM211 262V263H210ZM259 262V263H258ZM60 263V264H61ZM171 263V264H173ZM45 264V263H43Z\"/></svg>", "mask_w": 264, "mask_h": 264}, {"label": "bare ground", "instance_id": "bare-ground-1", "mask_svg": "<svg viewBox=\"0 0 264 264\" xmlns=\"http://www.w3.org/2000/svg\"><path fill=\"white\" fill-rule=\"evenodd\" d=\"M170 2V1H169ZM202 2H204V4H208V0H203ZM159 3L161 4V0H159ZM157 1L154 2V0H0V35L6 45L7 51L4 52V56L8 57L7 61L9 62V64H11L12 69L16 70L19 74H20V78L23 80V82L25 83V90L23 92H25L26 95V99H27V103H23V108L27 111L26 115L25 113L23 114V116L25 117V122H27V127H28V134L26 136L22 137V140L19 141V143L21 144V148L18 149L12 156V179L14 181H11L9 184V188H10V192L8 193V196L2 201V205H0V264H4L5 262H3V246L6 244H10V243H14L16 241H18L20 239V232H22L19 229V223H25L28 224V226H30V233L31 235V239L28 242V245H38L39 248H41L40 251H42V246L48 245L49 247H54L55 245H58V240H54L57 237L58 232L60 233V231H57L63 227H65L66 225H69L72 223V221L70 222L69 218L70 217H74L75 215H70V213H72L73 210H75V205H73L76 202H73V200L71 198L69 199H65L63 198L64 196L67 197V195L64 194V196L62 197V201L56 202V204L54 206H52V210L48 211L45 215H38V219H34L31 217L32 213L34 214H40L41 208L42 207V202H43V198L46 197L45 194H43V192L41 191L40 185L44 184L45 182L48 181V172H50L52 166V161L49 165V160L52 157V155L55 157L54 155V147H56L57 142L61 141L60 137L62 136V134L57 135L56 134V130L55 128V119L57 118V116L55 115L54 117L50 118V114H54V109H55V104L56 101L55 99V91H57V89H60L62 87V84L64 82L67 81V77L64 76V73H66L68 71V73L70 71H72V75H81L82 77V81L87 83L88 85L91 86L92 88H95L97 90L98 86L97 84L100 83V81L102 80H110L111 81L109 83H107L106 86L101 85L100 88H102V90L98 91L103 94V96H107V100H110V102L105 103L102 105L103 109L102 110H97L100 111L101 113H105L107 112V116L104 117L105 115L101 114V119L97 118V120H101V121H106L107 119L110 121L109 125L107 123H102L100 121L99 124L96 125V127L94 128L96 129H100L98 131L97 136H104V135H108L109 133L115 131V129H119L117 127V117L120 118V120L122 119L121 117L124 118L125 120V114L124 112L120 113L119 116H117L116 114H118V110H120L121 108V102L120 100L122 99L121 96L127 92H129L128 90H130V86L131 83L130 80L132 79L131 76L133 74V72H129L130 70L133 69H137L138 65L135 66V68L130 67V61L132 60L131 58H126L125 57H135L133 54L137 53V54H141L142 56H146V57H154L157 54V50H159V46H158V42H156L155 40L152 41L150 38H148V40L150 39V46L146 47V46H137V45H127L124 46V43L128 40L125 31L124 32H119L118 31V26L119 25H125L127 26V28L130 29L132 28V23L133 20H131L132 18V12L130 11H120V13L116 12L117 9V4H120L121 6H127L130 8H134V7H139V9L143 10L144 12L147 11H151L153 10L152 6H154L155 4H159ZM218 3V2H217ZM163 4V3H162ZM117 5V6H116ZM165 5V4H164ZM219 6H221L222 8H228V10H230V13H227V16L224 17V22L226 25V30L228 31L231 30V33H234L235 31L237 32V37H236V41L237 43H240L242 48L240 51L236 52L235 54H233L231 52V56H229L232 60H228V54L229 53H224L223 51H219L215 57H210L208 59V64H204L203 60L200 57V52L201 49H199L198 45L196 44V42L194 43H190L188 44L186 47H183L182 45L178 46L179 44H168L167 48H172V55H175L177 50H188L190 52V57L189 60L187 62V68L185 67H181V69L183 70L182 73H185L188 69L191 68H198L200 70H209L211 72L212 75V79L210 81L211 83V88H209V90H204V92L199 96L198 99H193L190 103L192 106H199V108L204 109H208L209 107H211L212 109L215 108L216 104L218 101H228L230 99H235V92L237 91V82L239 80V78L234 77L230 80V83L228 85H226V87L223 86V84L221 83V78H222V73L224 72V69L226 68L225 63L230 61V63L234 64V67L232 68V74L237 75V71L234 70V68L236 66H239L240 69L243 70H253L254 75H249L248 77H246L243 81V84H247V83H252L251 80L254 81L255 86L258 87L259 90V95H260V103H261V108H259V114H260V118H261V123L258 121V125L259 126H264V0H221L220 3H218ZM116 6V9H114V7ZM203 6V5H202ZM128 8V9H130ZM160 8V7H159ZM202 10V9H201ZM156 12V11H155ZM134 13V12H133ZM143 13V12H142ZM163 13V12H162ZM165 13V12H164ZM145 14V13H144ZM136 15V14H135ZM139 15V14H138ZM157 13L153 16H156ZM199 13H195L193 15L194 19H197V17L199 16ZM137 16V15H136ZM152 16V15H151ZM161 16V14H160ZM159 16V17H160ZM150 17V16H149ZM155 19V18H154ZM144 20V19H143ZM148 20V18H147ZM151 23V21H149ZM153 22V20H152ZM143 23V22H142ZM134 24V23H133ZM136 24V23H135ZM143 25V24H141ZM147 25V24H146ZM144 25V26H146ZM149 25V24H148ZM174 25V24H173ZM136 29V28H135ZM150 29V28H149ZM152 29V28H151ZM140 31V30H139ZM142 31V30H141ZM140 31V32H141ZM146 31V30H145ZM151 31V30H150ZM131 32H129L130 34ZM136 33V32H134ZM139 34V33H138ZM136 34V35H138ZM143 34V33H142ZM141 34V35H142ZM158 35V34H157ZM140 36V35H138ZM154 36V35H153ZM70 37L69 41L70 43L66 42V38ZM156 37V36H154ZM135 37L132 36V39H134ZM158 38V37H157ZM56 39H60L59 41H56ZM1 40V39H0ZM130 40V38H129ZM146 40V39H145ZM144 40V41H145ZM133 41V40H131ZM139 41V40H138ZM164 41V40H163ZM181 41V40H180ZM130 42V41H129ZM66 44V46L64 47V45ZM127 44V43H126ZM4 45V44H3ZM55 50H59V53H57V56L54 58V51ZM244 50V51H242ZM148 51V52H147ZM2 52V51H1ZM133 55V56H132ZM140 56V55H139ZM137 57V56H136ZM57 58L59 59L60 64L58 65L56 63ZM156 58V57H155ZM4 60V59H3ZM150 60V59H149ZM141 61V60H140ZM143 61V60H142ZM100 62H102L100 64ZM136 63V62H135ZM139 64V63H138ZM145 64V63H144ZM213 64V66H211ZM3 65V64H2ZM135 65V64H134ZM15 67V69H14ZM142 67V66H141ZM5 68V67H4ZM7 69V68H6ZM2 71V69H1ZM7 71V70H6ZM5 71V72H6ZM141 71V70H140ZM151 71V70H150ZM158 72V71H157ZM8 73V71H7ZM170 73V71H169ZM124 78L126 80V82H124L126 86H120L117 83V80H119L118 78ZM138 74V73H137ZM8 75V74H7ZM119 75V77L117 78V76ZM142 75V74H140ZM157 75V74H156ZM155 75V76H156ZM179 74L178 73H172V75L170 76L171 78H173V80H175L177 78ZM124 76V77H123ZM138 76V75H137ZM221 76V77H220ZM246 76V75H245ZM9 77V76H8ZM14 77V76H13ZM79 77V78H81ZM135 77V76H133ZM147 77V76H146ZM114 79V80H113ZM146 79V78H145ZM79 81V80H78ZM151 81V80H150ZM12 82V80H11ZM138 82V81H137ZM147 82V80H146ZM22 84V83H21ZM77 84V83H76ZM75 84V85H76ZM105 84V83H104ZM148 84V83H147ZM198 83V87H199ZM19 85V84H18ZM69 85V84H67ZM84 85V84H83ZM193 85V83H192ZM86 86V85H85ZM151 86V85H149ZM71 88V87H69ZM73 88V87H72ZM78 88V87H75ZM253 88V87H252ZM68 89V88H67ZM81 89V87H80ZM70 90V89H69ZM75 90V89H73ZM78 89H76L77 91ZM93 90V89H91ZM96 90V91H97ZM169 87H166L165 85L162 88H159L157 90V96L159 97V104L158 106H161L162 108H172L174 110H177L180 106H182V97L184 96V93H186L187 91H185V87L183 86L182 83L179 84H175L174 85V89L170 92H168ZM18 90H16L17 92ZM72 91V89H71ZM79 91V90H78ZM66 92V91H65ZM82 92V91H81ZM97 92V93H98ZM131 92V90H130ZM140 92V91H138ZM155 92V91H154ZM79 93V92H78ZM94 90H93V94H94ZM134 93V92H131ZM151 93V92H149ZM17 94V93H16ZM65 94V93H64ZM74 94V93H73ZM92 94V93H91ZM130 94V93H129ZM18 95V94H17ZM132 95V94H131ZM82 96V95H80ZM96 96V95H95ZM102 96V97H103ZM125 96V95H124ZM91 97V95H90ZM94 97V96H93ZM92 97V98H93ZM138 97V96H137ZM235 97V98H234ZM19 98V97H18ZM75 98V97H74ZM90 98V99H92ZM116 98H120V100L116 99ZM148 98V97H147ZM21 99V98H20ZM19 99V100H20ZM101 99V98H100ZM99 99V100H100ZM178 99V100H177ZM22 100V99H21ZM69 100V99H68ZM76 100V98H75ZM97 100V99H95ZM94 100V102H95ZM123 100V99H122ZM127 100V99H126ZM125 100V101H126ZM67 101V100H66ZM102 101V100H100ZM129 101V100H128ZM149 101V100H148ZM21 102V101H20ZM61 102V101H60ZM97 102V101H96ZM114 102V103H113ZM141 102V101H140ZM139 102V103H140ZM143 102V101H142ZM141 102V103H142ZM146 102V101H145ZM63 103V102H62ZM66 103V102H65ZM72 103V102H71ZM99 103V102H98ZM98 103H95L98 104ZM77 104V103H76ZM108 104V106H106ZM126 104V103H124ZM71 105V104H70ZM69 105V106H70ZM75 105V104H73ZM91 105V104H90ZM95 105H91V106H95ZM101 105V104H100ZM129 106V104H127ZM132 105V104H131ZM138 105V104H137ZM154 105V104H153ZM231 104H229L228 106L224 107V108H219L216 110H213L214 112L217 110H221L222 113L226 114V117L230 114L228 111V107ZM63 106V105H62ZM68 106V105H67ZM83 106V105H81ZM144 106V105H143ZM101 107V106H100ZM101 107V108H102ZM22 108V109H23ZM68 108V107H67ZM74 108V107H73ZM82 108V107H80ZM133 108V107H131ZM150 108V107H149ZM155 108V106H154ZM159 108V107H158ZM164 108V109H165ZM72 109V107L70 108ZM89 109H92L91 107ZM99 109V108H97ZM118 109V110H117ZM134 109V108H133ZM147 109V108H146ZM160 109V108H159ZM95 110V109H94ZM124 110V109H123ZM127 110V109H126ZM139 110V109H138ZM18 111V110H17ZM60 111V110H59ZM67 111V110H66ZM91 111V110H90ZM96 111V112H97ZM142 111V110H140ZM158 111V110H157ZM163 111V110H162ZM166 111V110H165ZM164 111V112H165ZM171 111V113H173ZM71 112V111H70ZM68 112L67 114L69 115ZM76 112V111H75ZM94 112V113H96ZM121 112V111H120ZM163 112V113H164ZM167 112V111H166ZM61 113V111H60ZM78 115L76 116H85V114L83 112H79L78 111ZM99 113V112H98ZM159 113V111H158ZM62 114V113H61ZM60 114V115H61ZM66 114V113H65ZM63 112V115H65ZM66 114V116H67ZM91 114V113H90ZM89 114V117L91 118V115ZM123 114V116H122ZM135 114V113H134ZM150 114H152L150 112ZM157 114V113H156ZM60 115L58 117H60ZM97 115V114H96ZM117 117H116V116ZM130 115V114H129ZM161 115V114H160ZM181 115V114H179ZM193 115V114H192ZM53 116V115H51ZM71 117V115H69ZM93 116V115H92ZM114 116L116 117V119L114 120ZM121 116V117H120ZM149 116V115H148ZM151 116V115H150ZM154 116V115H152ZM172 116V115H171ZM170 116V117H171ZM23 117V118H24ZM63 117V116H61ZM65 117V116H64ZM63 117V118H64ZM69 117V118H70ZM78 117H76L75 119H78ZM88 117V118H89ZM96 117V116H95ZM98 117V116H97ZM138 117V116H137ZM174 117V116H173ZM184 117V116H182ZM20 118V117H19ZM81 118V117H80ZM83 118V117H82ZM89 118V120H90ZM93 118V117H92ZM128 118V117H127ZM21 119V118H20ZM68 119V118H67ZM74 119V117H73ZM142 119V118H141ZM140 119V120H141ZM162 119V118H160ZM160 119H156L158 121H160ZM189 119V118H188ZM198 119V118H197ZM19 120V119H18ZM17 120V121H18ZM58 120V119H57ZM80 120V119H79ZM86 120V119H85ZM129 120V119H128ZM154 120V118H153ZM174 120V119H172ZM119 121V120H118ZM122 121V120H121ZM133 121V120H132ZM142 121V120H141ZM157 121V122H158ZM187 121V120H186ZM23 122V121H22ZM58 122V121H57ZM62 122V121H61ZM66 122V121H65ZM68 122H70V120H68ZM93 122V121H92ZM129 122V121H128ZM131 122V121H130ZM135 122V121H133ZM156 122V121H154ZM203 122V121H202ZM201 122V123H202ZM205 122V121H204ZM18 123V122H17ZM72 123V122H71ZM94 123V122H93ZM96 123V122H95ZM132 123V122H131ZM144 123V122H143ZM142 123V124H143ZM153 123V122H152ZM193 123V122H192ZM12 124V123H11ZM58 124V123H57ZM67 124V123H66ZM75 124V122H74ZM78 124V123H77ZM121 124V123H120ZM129 124V123H127ZM141 124V125H142ZM148 124V123H147ZM159 124V123H158ZM157 124V125H158ZM218 124V123H217ZM22 125V124H21ZM61 126L64 124H60ZM91 125V124H90ZM89 125V126H90ZM116 125V126H115ZM123 125V124H122ZM138 125V124H136ZM163 125V124H162ZM187 125V124H186ZM204 125V124H203ZM72 126V125H71ZM116 128H115V127ZM128 126V125H127ZM135 126V125H134ZM178 126V125H177ZM176 126V127H177ZM190 126V125H189ZM188 126V127H189ZM64 127V126H63ZM94 127V126H93ZM113 127L115 128L113 130ZM130 127V126H128ZM175 127V128H176ZM227 127V126H226ZM1 128V127H0ZM60 128V127H59ZM65 128V127H64ZM120 128L122 129L123 127L120 126ZM158 128V126L156 127ZM155 128V129H156ZM199 128V127H198ZM201 128V127H200ZM19 129V128H18ZM21 129V128H20ZM72 128H70L71 131ZM125 129V128H124ZM129 129V128H128ZM178 129V128H176ZM197 129V128H196ZM205 129V128H204ZM61 130V129H60ZM63 130V129H62ZM61 130V131H62ZM65 130V129H64ZM75 130V129H74ZM88 130V129H87ZM90 130V129H89ZM120 130V129H119ZM136 130V129H135ZM150 130V129H149ZM153 130V129H151ZM157 130V129H156ZM169 130V129H168ZM168 130H166L168 132ZM180 130V129H179ZM178 130V131H179ZM187 130V129H186ZM231 130V129H229ZM9 131V130H8ZM17 131V130H16ZM15 131V132H16ZM20 131V130H19ZM60 131V132H61ZM78 131V130H77ZM80 131V130H79ZM78 131V132H79ZM91 131V130H90ZM89 131V132H90ZM125 131H127L125 129ZM142 131V130H141ZM158 131V130H157ZM201 131V129H200ZM208 131V130H207ZM101 132V133H100ZM109 132V133H108ZM120 132V131H119ZM140 132V131H139ZM143 132V131H142ZM189 132V131H188ZM196 132V131H195ZM8 133V132H7ZM59 133V132H58ZM67 133V132H66ZM71 133V132H70ZM69 133V134H70ZM81 133V131H80ZM92 133V131H91ZM101 135H100V134ZM122 133V132H121ZM125 133V132H124ZM162 133V132H161ZM169 133V132H168ZM181 133V132H180ZM229 133V132H228ZM20 134V133H19ZM18 134V135H19ZM22 134V133H21ZM68 134V135H69ZM114 134V132H113ZM133 134V133H132ZM136 133H134L135 136ZM140 134V133H137ZM142 134V133H141ZM154 134V133H153ZM157 134V133H156ZM167 134V133H166ZM171 134L172 131H171ZM7 135V134H6ZM15 135V134H14ZM65 135V134H64ZM67 135V136H68ZM111 136H108L107 138L112 139L113 135L110 134ZM131 135V134H130ZM148 135V134H147ZM144 135V136H147ZM161 135V134H160ZM182 135V134H181ZM190 136H192V134H189ZM13 136V135H12ZM73 136V135H72ZM89 136V135H88ZM120 136V134H119ZM156 136V135H155ZM158 136V135H157ZM168 136V135H166ZM178 137V133L176 135ZM18 137V136H17ZM64 137V136H63ZM75 137V136H74ZM84 137V136H83ZM92 137V136H91ZM118 137V136H117ZM125 137V135H124ZM131 137V136H130ZM142 137V136H141ZM161 137V136H160ZM121 138V137H120ZM163 138V137H161ZM167 138V137H166ZM200 138V145L202 147L203 150V154H198L195 155L196 153H194V158H193V162L195 164V166L193 167L191 173L194 171L196 172L195 169L199 168L200 172L196 175V178L194 180H196V183H193L194 186L196 188V192H197V198H201V196H203L205 198V195L207 197L208 194L213 193L214 191H217L219 188L222 187V185H224L222 178H224V173L222 176H218V177H211V169H213L215 166L217 165H222L223 161L225 160L226 155L229 153H227V148L228 147H223L222 142L221 143H215L212 139L213 135H212V131H208V132H200L199 135ZM14 139V138H13ZM21 139V137H20ZM97 139V138H95ZM101 139V137H100ZM104 139V138H103ZM108 139V140H109ZM115 139V138H114ZM124 139V138H121ZM131 140H134V138H129ZM148 139V138H146ZM159 139V138H157ZM156 139V140H157ZM172 139V138H171ZM174 139V138H173ZM264 139V138H263ZM18 140V139H17ZM67 140V139H66ZM72 140V138H71ZM75 140V138H74ZM86 140V139H84ZM105 140V139H104ZM113 140V139H112ZM144 140V139H143ZM149 140H152V138H150ZM161 140V139H160ZM156 141V142H160ZM169 140V139H168ZM177 140V139H175ZM62 141H65V137ZM127 141V140H126ZM130 141V140H129ZM163 141V139H162ZM167 141V140H166ZM221 141V140H220ZM264 141V140H263ZM69 142V141H68ZM79 142V141H78ZM76 142V143H78ZM85 142V141H84ZM83 142V143H84ZM90 142V141H89ZM88 142V143H89ZM123 142V141H122ZM143 142V141H142ZM148 142V141H147ZM155 142V141H154ZM155 142V145H156ZM173 142V141H172ZM226 142V141H225ZM224 142V143H225ZM229 142V141H228ZM258 142V141H257ZM14 143V142H13ZM65 143L67 144V142L65 141ZM70 143V142H69ZM71 143H73L71 141ZM70 143V145L72 146V144ZM80 143V142H79ZM82 143V141H81ZM91 143V142H90ZM97 143V142H95ZM101 143V142H99ZM106 143V140H105ZM132 143V141H131ZM136 143V142H135ZM141 143V142H140ZM153 143V142H152ZM151 143V144H152ZM157 143V144H158ZM161 143V142H160ZM59 145L62 143H58ZM127 144V142H126ZM134 144V142L132 143ZM146 144V143H144ZM188 144V143H187ZM247 144V143H246ZM245 144V145H246ZM256 144V143H255ZM68 145V144H67ZM85 145V144H84ZM88 145V144H87ZM93 145V144H92ZM96 145V144H95ZM100 145V144H99ZM137 145V144H136ZM178 145V144H177ZM239 145V144H238ZM242 145V143H241ZM12 146V145H11ZM17 146V144H16ZM63 146V145H62ZM70 146V147H71ZM76 146H79L78 144ZM101 146V145H100ZM106 146V144H105ZM111 146V145H110ZM115 146V145H114ZM117 146V145H116ZM135 146V145H134ZM152 146V145H151ZM191 146V145H190ZM233 146V145H232ZM244 146V145H243ZM242 146V147H243ZM68 147V146H67ZM69 147V148H70ZM82 147V146H81ZM90 147V146H89ZM95 147V146H94ZM99 147V146H98ZM103 147V146H101ZM112 147V146H111ZM136 147V146H135ZM133 147V148H135ZM144 147V146H143ZM142 147V148H143ZM149 147V146H148ZM154 147V145H153ZM173 147V148H170ZM168 149L171 154L175 153V148L176 145H171ZM192 147V146H191ZM196 147V146H195ZM237 147V146H236ZM63 148V147H62ZM66 149V146L64 147ZM63 148V149H64ZM78 148V147H77ZM80 148V147H79ZM84 148V147H83ZM105 148V147H104ZM114 148V147H113ZM138 148V147H137ZM141 148V149H142ZM156 148V147H154ZM158 148V146H157ZM182 148V146H181ZM189 148V147H188ZM15 149V148H14ZM59 149V148H58ZM75 149V147H74ZM91 149V147H90ZM101 149V148H100ZM111 149V148H110ZM117 149V148H115ZM120 149V148H119ZM122 149V148H121ZM128 149V148H127ZM131 149V148H130ZM140 149V150H141ZM149 149V148H148ZM164 149V147H163ZM165 149V150H168ZM68 150V149H67ZM71 150V149H69ZM94 150V149H93ZM99 148L96 150L98 151ZM105 150V149H104ZM103 150V151H104ZM118 150V149H117ZM135 150L137 151V149L135 148ZM146 150V149H145ZM201 150V151H202ZM61 151V148H60ZM65 151V150H64ZM75 151V150H74ZM73 151V152H74ZM77 151V150H76ZM113 151V150H112ZM119 151V150H118ZM124 151V150H123ZM132 151V150H131ZM148 151V150H147ZM146 151V152H147ZM164 151V150H163ZM184 151V150H183ZM182 151V152H183ZM194 151V150H193ZM196 151V150H195ZM58 152V151H57ZM70 152V151H69ZM93 152V151H92ZM102 152V151H101ZM110 152V151H109ZM127 152V150H126ZM130 152V151H129ZM138 152V151H137ZM142 152V151H141ZM140 152V153H141ZM152 152V151H151ZM187 152V151H186ZM191 152V151H190ZM237 152V151H236ZM66 153V152H65ZM72 153V151H71ZM81 153V152H80ZM89 153V152H88ZM94 153V152H93ZM105 153V152H103ZM102 155H105L103 154ZM128 153V152H127ZM131 153V152H130ZM149 153V152H147ZM160 153V152H159ZM169 153V154H170ZM179 153V152H178ZM189 153V152H187ZM232 153V152H231ZM244 153V152H243ZM251 161H256L258 163H263L264 164V145H255V146H251ZM58 154V153H57ZM70 154V153H69ZM86 154V153H85ZM92 154V153H90ZM109 154V153H108ZM110 154H112V152H110ZM109 154V155H110ZM122 154V152L120 153ZM132 154V153H131ZM138 154V153H137ZM146 154V153H144ZM192 154V153H191ZM79 155V154H77ZM89 154H87L88 156ZM98 155H100L98 153ZM96 155V156H98ZM116 155V154H115ZM119 155V153L117 154V156ZM123 155V154H122ZM154 155V154H153ZM156 155V154H155ZM161 155V154H160ZM168 155V154H167ZM185 155V154H184ZM190 155V154H189ZM201 155V156H199ZM247 155V153H246ZM23 156V158H22ZM61 156H63V154H61ZM65 156V155H64ZM63 156V157H64ZM68 156V155H67ZM71 156V155H70ZM69 156V157H70ZM90 156V155H89ZM93 156V155H92ZM94 155V157H96ZM108 156V155H107ZM114 156V154H113ZM116 156V157H117ZM124 156V155H123ZM122 156V157H123ZM139 156V154H138ZM170 156V155H169ZM176 156V155H175ZM178 156V155H177ZM176 156V157H177ZM182 156V155H181ZM179 156V158L181 157ZM7 157V156H6ZM63 157H61V159H63ZM66 157V156H65ZM101 157V156H100ZM105 157V156H104ZM109 157V156H108ZM111 157V156H110ZM130 157V155H129ZM145 158H147L146 156H143ZM153 157V156H152ZM156 157H160V156H156ZM187 157V155H186ZM190 157V156H189ZM229 157V156H227ZM234 157V156H233ZM250 157V156H249ZM59 158V157H58ZM82 158V157H81ZM91 158V156H90ZM102 158V157H101ZM107 158V157H106ZM141 158V157H140ZM151 159V157H149ZM178 158V157H177ZM235 158V157H234ZM233 158V159H234ZM238 158H240L238 156ZM246 158V157H244ZM19 159V160H18ZM67 159V157H66ZM69 159V158H68ZM79 159V158H78ZM85 159V157H84ZM89 159V158H87ZM93 159V158H92ZM91 159V161H92ZM98 159V158H97ZM96 159V160H97ZM112 159L114 160V158L112 157ZM118 159V158H117ZM116 159V160H117ZM123 159V158H122ZM125 159V158H124ZM149 159V160H150ZM163 159V158H160ZM158 159V161L160 160ZM173 158H171L172 161ZM176 159V158H175ZM181 159V158H180ZM190 159V158H189ZM230 159V158H229ZM250 159V158H249ZM53 160V159H51ZM54 160H56L54 158ZM65 160V159H64ZM63 160V161H64ZM71 160V159H70ZM74 160V159H73ZM81 160V159H80ZM83 160V159H82ZM94 160V159H93ZM111 160V159H110ZM115 160V161H116ZM145 160V159H144ZM143 160V161H144ZM147 160V159H146ZM166 160H168L166 158ZM183 160V159H182ZM244 160V159H242ZM61 160V163L63 162ZM86 162V159L83 160ZM102 161V160H101ZM137 161V160H136ZM148 161V160H147ZM155 161V160H154ZM153 161V162H154ZM169 161V162H171ZM176 161V160H175ZM192 161V160H191ZM250 161V160H249ZM54 162V161H53ZM56 162V161H55ZM59 162V160L57 161ZM56 162V163H57ZM80 162V161H79ZM82 162V161H81ZM88 162V161H87ZM97 162V161H96ZM118 162V160H117ZM133 162V161H132ZM131 162V163H132ZM140 162V161H139ZM156 162V161H155ZM168 162V161H167ZM174 162V159H173ZM182 162V161H181ZM238 162V161H237ZM245 162V161H244ZM66 163V162H65ZM64 163V164H65ZM76 163V162H75ZM105 163V162H104ZM138 163V162H136ZM143 163V162H142ZM145 163V162H144ZM175 163V162H174ZM207 163H210L207 165ZM233 163V162H232ZM241 163V162H240ZM243 163V162H242ZM241 163V164H242ZM54 164V163H53ZM60 164V163H59ZM68 164V162L66 163ZM65 164V165H66ZM91 164V163H90ZM98 164V163H97ZM106 164V163H105ZM108 164V162H107ZM107 164L106 167L107 168ZM130 164V163H129ZM157 164V162H156ZM183 164V162H182ZM182 164L180 166H182ZM185 164V163H184ZM230 164V163H229ZM57 165V164H56ZM69 165V164H68ZM89 165V164H88ZM93 165V164H92ZM91 165V166H92ZM111 165V164H110ZM124 165V164H122ZM135 165V164H134ZM138 165V164H136ZM145 166V164H142L141 166ZM147 165V164H146ZM167 165V164H166ZM171 165V164H170ZM174 165V164H173ZM224 165V164H223ZM235 165V164H233ZM238 165V164H237ZM244 165V164H243ZM246 165V163H245ZM61 166V165H59ZM64 166V165H63ZM87 166V165H86ZM85 166V167H86ZM96 166V165H95ZM101 166V164H100ZM114 166V165H113ZM127 166V165H126ZM156 166V165H155ZM179 166V167H180ZM226 166V165H224ZM223 166V167H224ZM236 166V165H235ZM252 166V165H251ZM255 166V164H254ZM262 166V165H261ZM9 167V166H8ZM66 167V166H65ZM70 167V166H69ZM82 167V165H81ZM88 167V166H87ZM86 167V168H87ZM177 167V166H176ZM247 167V166H246ZM256 167V166H255ZM54 168H57L56 166ZM68 168V167H67ZM65 168V169H67ZM80 168V167H78ZM77 168V169H78ZM84 168V167H83ZM85 168V169H86ZM89 168V167H88ZM87 168V169H88ZM91 168V167H90ZM109 168V167H108ZM118 168V167H117ZM129 168V167H128ZM134 168V167H132ZM148 168V166L146 167V169ZM175 168V167H174ZM233 168V167H232ZM86 169V170H87ZM94 168H92L93 171ZM97 169V168H96ZM101 169V168H100ZM111 169V168H110ZM115 169V167H114ZM145 169V170H146ZM149 169H153V168H149ZM155 169V168H154ZM158 170H160L159 168H157ZM188 169V168H187ZM242 169V168H240ZM249 169V168H248ZM57 170V169H56ZM71 170V169H70ZM104 171V169H102ZM108 170V169H106ZM119 170V169H118ZM117 170V171H118ZM139 171V169H137ZM141 170V169H140ZM144 170V171H145ZM172 170V169H171ZM179 170V169H178ZM189 170V169H188ZM62 171V169H61ZM60 171V172H61ZM64 171V170H63ZM66 171V170H65ZM81 171V170H79ZM99 171V169H98ZM116 171V169H115ZM149 171V170H148ZM156 171V170H154ZM170 171V170H169ZM215 171V170H214ZM213 171V172H214ZM253 171V170H252ZM255 171V170H254ZM262 171V170H261ZM52 172V170H51ZM57 172V171H56ZM97 172V171H95ZM110 172V170H109ZM128 172V171H127ZM135 172V171H134ZM143 172V171H142ZM141 172V173H142ZM153 172V171H152ZM157 172V171H156ZM162 172V171H161ZM168 172V171H167ZM166 172V173H167ZM183 172V170H182ZM224 172V171H223ZM54 173V172H52ZM51 173V174H52ZM68 173H70L69 169H68ZM79 173V172H78ZM82 173V172H81ZM92 173V172H91ZM90 173V175H91ZM101 173V172H100ZM123 173V172H122ZM137 173V172H136ZM135 173V174H136ZM158 173V172H157ZM163 173V172H162ZM179 173V172H178ZM189 173V172H188ZM240 173V172H239ZM257 173V172H256ZM55 174V173H54ZM65 174V173H64ZM67 174V173H66ZM75 174V171L74 173ZM83 174V173H82ZM86 174V173H85ZM112 174V173H111ZM117 174V173H116ZM119 174V172H118ZM133 173H131L132 175ZM169 174V173H168ZM168 174H166L168 176ZM175 173H173L172 175H174ZM177 174V173H176ZM180 174V173H179ZM185 174V173H184ZM194 174V173H193ZM192 174V175H193ZM236 174V173H235ZM238 174V173H237ZM241 174V173H240ZM249 174V173H248ZM253 174V173H252ZM262 174V173H261ZM10 175V174H8ZM53 175V174H52ZM63 175V174H62ZM71 175V174H70ZM76 175V174H75ZM74 175V176H75ZM87 175V174H86ZM100 175V174H99ZM105 174H103L104 176ZM115 175V174H114ZM113 175V176H114ZM125 175V174H124ZM130 175V176H131ZM144 175V174H143ZM152 175V174H151ZM150 175V176H151ZM163 175V174H162ZM170 175V174H169ZM178 175V174H177ZM247 175V174H246ZM245 175V176H246ZM259 175V173H258ZM60 176V174H59ZM65 176V175H63ZM69 175H67L68 177ZM73 176V180H71L72 182H75L76 178ZM79 176V175H78ZM102 176V175H100ZM120 176V175H119ZM127 176V175H126ZM134 176V175H133ZM142 177V175H140ZM148 176V175H147ZM153 176V175H152ZM176 176V175H174ZM183 176V175H182ZM189 176V174H188ZM236 176V175H234ZM54 177V176H52ZM58 177V174H57ZM84 177V176H83ZM90 177V176H89ZM106 177V175H105ZM112 177V176H110ZM116 177V176H114ZM136 177V176H135ZM160 178V176H158ZM164 177V176H163ZM187 177V176H185ZM227 177V175H226ZM229 178H231L228 175ZM240 177V176H239ZM242 177V176H241ZM63 178V177H62ZM61 178V179H62ZM71 178V177H70ZM93 178V176H92ZM90 178V179H92ZM95 178V177H94ZM100 179L102 177H99ZM108 177H106L107 179ZM132 177H130L131 179ZM144 178V177H143ZM148 178V177H147ZM152 178V177H151ZM165 178V177H164ZM176 178V177H175ZM183 178V177H182ZM228 178V179H229ZM237 178V176H236ZM236 178H234L235 180H237ZM248 178V177H247ZM260 178V177H259ZM258 178V179H259ZM53 179H56L55 177ZM80 179V177H79ZM97 179V178H96ZM104 179V178H103ZM138 179V178H137ZM172 179V178H171ZM186 179V178H184ZM189 179V178H187ZM186 179V180H187ZM249 179V178H248ZM69 180V179H68ZM67 180V181H68ZM88 180V179H87ZM95 180V179H94ZM119 180V179H118ZM127 180V179H124ZM142 180V179H141ZM146 180V179H145ZM164 180V179H163ZM169 180V179H168ZM181 180V179H180ZM190 180V179H189ZM188 180V181H189ZM240 180V179H239ZM247 180V179H246ZM52 181V180H51ZM55 181V180H53ZM52 181V182H53ZM64 181V179H63ZM62 181V182H63ZM70 181V184H71ZM86 181V180H85ZM99 181V179H98ZM109 181V180H108ZM123 181V180H122ZM132 181V180H131ZM137 181V180H136ZM159 181H161V179H159ZM170 181V180H169ZM183 181V180H182ZM191 181V180H190ZM226 181V180H225ZM231 181V180H230ZM257 181V180H255ZM57 182H59V180H57ZM79 182V181H78ZM93 182V180H92ZM102 182V181H101ZM107 182V180H106ZM114 182V181H112ZM146 182V181H145ZM165 182V181H164ZM175 182V181H174ZM174 182L172 181V183H168L166 184V189H164V195H163V199H172V195L175 196L173 194V191H175V186H174ZM229 182V181H228ZM250 182V181H249ZM248 182V183H249ZM49 183V182H48ZM48 183H45L44 185H47ZM60 183V182H59ZM64 183V182H63ZM82 183V181H81ZM81 183H74L75 185V189L77 191H79L80 189V184ZM85 183H89L88 182H84V188L87 187L85 186ZM127 183H129V181H127ZM126 183V184H127ZM156 183V182H155ZM182 183V182H181ZM192 183V182H190ZM246 183V182H244ZM257 183V182H256ZM51 184V183H50ZM54 184V183H53ZM67 184V183H66ZM97 184V183H96ZM95 184V185H96ZM109 184V183H108ZM131 184V183H130ZM134 184H136L134 182ZM162 184V183H161ZM160 184V185H161ZM177 185H179L178 183H176ZM175 184V185H176ZM187 184V183H186ZM183 184L182 185H186ZM191 184V186L193 185ZM241 185L240 181H231L230 182V187L227 188L229 191H231L232 193V198H227V200L224 198V193L225 191H217L216 193H214V195H212V198H210V200L207 201V204H211V208H206L202 210L201 207H193L196 208V217L198 216L201 219H204V217L202 218V215L206 217V219L209 220V232L208 233H215L216 235L212 236V237H207L208 239H214L215 241H222L223 240V234L225 233H240L241 235H243L244 233H249L247 231L248 227H245L244 225L241 224V220H240V215H242L243 211L242 210H247V209H251L252 205H250L251 201L249 202L247 198H245L244 195V202L242 199V194H241V190H240V186ZM55 185V184H54ZM61 185V184H60ZM91 185V184H90ZM89 185V186H90ZM105 185V184H104ZM103 185V186H104ZM133 185V184H132ZM142 185V184H141ZM148 186V184H146ZM156 185V184H155ZM188 185V184H187ZM254 185V184H253ZM256 185V184H255ZM254 185V186H255ZM43 186V185H42ZM50 185H47V187ZM56 186V185H55ZM58 186V184H57ZM69 186V185H68ZM72 186V185H71ZM74 186V185H73ZM98 186V185H97ZM125 186V185H124ZM122 186V187H124ZM127 186V185H126ZM145 186V185H142ZM146 186V187H147ZM158 186V185H157ZM189 186V188L191 187ZM242 186V185H241ZM70 187V186H69ZM68 187V188H69ZM83 187V186H82ZM81 187V188H82ZM101 187V186H100ZM106 187V186H105ZM116 187V186H114ZM118 187V186H117ZM153 187V186H152ZM160 187V186H159ZM185 187V186H183ZM251 187V185L249 186ZM43 188V187H42ZM49 188V187H48ZM89 188V187H88ZM92 188V187H91ZM94 188V187H93ZM111 188V187H110ZM109 188V189H110ZM148 188V187H147ZM154 188V187H153ZM156 188V187H155ZM162 188V186L160 187ZM188 188V189H189ZM194 188V189H195ZM2 189V188H1ZM54 189V187L52 188ZM57 189V188H56ZM55 189V190H56ZM70 189V188H69ZM86 189V188H85ZM102 189V188H101ZM104 189V188H103ZM114 189V188H113ZM127 189V187H126ZM139 189V188H138ZM143 189V187H142ZM141 189V190H142ZM177 189V188H176ZM179 189V188H178ZM181 189V188H180ZM186 189V188H185ZM242 189V187H241ZM255 189V188H254ZM260 191L262 192L261 195L264 196V177H262L260 179ZM45 190V189H44ZM67 190V188H66ZM83 190V189H81ZM89 190V189H88ZM98 190V189H97ZM115 190V189H114ZM114 190L112 192H114ZM119 190V188H118ZM125 190V189H124ZM155 190V189H154ZM225 190V188L223 189ZM244 190V188H243ZM251 190V189H250ZM259 190V189H258ZM47 191V189H46ZM50 191V190H49ZM48 191V192H49ZM58 191V189H57ZM69 191V190H68ZM107 191V190H106ZM126 191V190H125ZM132 191V190H131ZM130 191V192H131ZM139 191V190H138ZM143 191V190H142ZM147 191V190H146ZM146 191L144 193H146ZM151 191V190H150ZM179 191V190H178ZM183 191V190H182ZM188 191V190H187ZM194 191V190H193ZM248 191V188H247ZM259 191V192H260ZM89 192V191H88ZM95 192V190H94ZM119 192V191H117ZM122 192V191H120ZM134 192V191H133ZM137 192V191H136ZM140 192V191H139ZM149 192V191H147ZM245 192V191H244ZM75 193V192H74ZM78 193V192H77ZM76 193V194H77ZM115 193V192H114ZM128 193V192H127ZM126 193V194H127ZM135 193V192H134ZM155 193V192H154ZM153 193V194H154ZM157 193V192H156ZM176 193V192H175ZM191 193V191H190ZM227 193V192H226ZM246 193V192H245ZM252 193V192H251ZM256 193V192H255ZM258 193V192H257ZM50 194V193H48ZM68 194V192H67ZM80 199L78 200L77 204L82 205L84 203V201H86V197H85V192L84 193H80ZM98 194V193H97ZM113 194V193H112ZM120 194V193H119ZM140 194V193H139ZM142 194V193H141ZM185 194V193H184ZM259 194V193H258ZM58 195V193H57ZM69 195V194H68ZM73 195V194H71ZM91 195V194H90ZM103 195V194H102ZM100 195V196H102ZM123 195V193H122ZM149 195V193H148ZM177 195V193H176ZM181 195L182 194H178ZM192 195V194H190ZM194 195V194H193ZM211 195V194H210ZM228 195V194H227ZM251 195V194H250ZM49 196V195H48ZM47 196V197H48ZM77 196V195H76ZM75 196V197H76ZM78 196V197H79ZM88 196V195H87ZM135 196V195H134ZM157 196V195H155ZM184 196V195H183ZM195 196V195H194ZM229 196V195H228ZM255 196V195H254ZM52 197V196H50ZM50 197L48 199H50ZM57 197V196H54ZM69 197V196H68ZM92 197V196H91ZM120 197H122L120 195ZM125 197V196H124ZM150 197V196H149ZM148 197V198H149ZM189 197H193V196H188ZM210 197V196H209ZM253 197V196H252ZM250 197V198H252ZM53 198V197H52ZM74 198V197H73ZM90 198V197H89ZM101 198V197H100ZM127 198V197H126ZM152 198V196H151ZM151 198H149L148 200L151 201ZM187 198V199H188ZM260 198V197H259ZM56 199V198H55ZM59 199V198H58ZM94 199V198H93ZM105 199V197H104ZM103 199V200H104ZM155 200V198H153ZM184 199V198H183ZM186 199V200H187ZM195 199V200H196ZM226 201H225V200ZM261 199V198H260ZM45 200V199H44ZM52 200V199H51ZM61 200V198H60ZM69 200V201H68ZM102 201V199H100ZM99 200V201H100ZM125 199H119L118 204L123 205L124 207H126L132 214L134 217H136V222H139V220H141L139 217L140 216V212L142 211V209H145L144 207L146 206L145 204H148L147 201L143 200L141 196H135L131 199H126V201H124ZM173 200V199H172ZM182 200V199H181ZM184 200V201H186ZM191 199H189L190 201ZM194 199H192L193 201ZM204 203H205V199ZM202 200V201H203ZM251 200V199H250ZM53 201V200H52ZM51 201V203H52ZM58 201V200H57ZM92 201V200H90ZM106 201V200H105ZM116 201V200H114ZM159 201V200H158ZM161 201V200H160ZM89 202V201H87ZM86 202V204H87ZM98 202V201H96ZM110 202V201H109ZM143 202L145 206L140 205V203ZM153 203V201H151ZM176 202V201H175ZM183 202V200H182ZM188 202V201H186ZM185 202V203H186ZM201 202V201H199ZM198 202V203H199ZM46 203V201H45ZM107 203V202H105ZM163 203V202H162ZM169 203V202H166ZM171 203V201H170ZM193 203V202H192ZM197 203V201H196ZM256 203V202H255ZM261 203V202H259ZM47 204V203H46ZM45 204V205H46ZM85 204V205H86ZM98 204V203H97ZM112 204V203H111ZM117 204V205H118ZM157 204V203H156ZM161 204V203H160ZM164 204V203H163ZM183 204V203H182ZM187 204V203H186ZM190 204V203H189ZM195 204V202H194ZM193 204V205H194ZM202 203L198 204L201 206ZM44 205V206H45ZM89 205V204H88ZM106 205V204H105ZM108 205V204H107ZM153 205V204H151ZM155 205V204H154ZM170 205V204H169ZM168 205V206H169ZM172 205V204H171ZM184 205V204H183ZM197 205V206H198ZM78 206V205H77ZM84 206V205H83ZM93 206V203H92ZM96 206V205H95ZM102 206V204L100 205ZM164 207V205H162ZM178 206V205H177ZM185 206V205H184ZM79 207V206H78ZM116 207V206H114ZM154 207V206H153ZM158 207V206H156ZM161 207V206H160ZM167 207V206H166ZM208 207V205H207ZM242 207V208H241ZM101 208V207H100ZM122 208V207H121ZM165 208V207H164ZM169 208V207H168ZM171 208V207H170ZM182 208V207H181ZM192 208V207H191ZM78 209V208H77ZM97 209V208H96ZM99 209V208H98ZM106 209V208H105ZM112 209V208H109ZM108 209V210H109ZM147 209V208H146ZM145 209V210H146ZM156 209V208H155ZM174 209V206H173ZM176 209V207H175ZM184 209V208H183ZM186 209V208H185ZM259 209V208H258ZM82 210V209H81ZM80 210V211H81ZM87 210V209H86ZM85 210V211H86ZM89 210V208H88ZM88 210L86 211L88 213ZM144 210V211H145ZM163 210V209H162ZM172 210V209H170ZM192 210V209H191ZM238 211V213H234V211ZM126 211V209H125ZM169 211V210H168ZM167 211V212H168ZM173 211V210H172ZM199 211V212H198ZM76 212V211H75ZM84 212V211H83ZM90 212V211H89ZM96 212V211H95ZM99 212V211H98ZM97 212V213H98ZM107 212V211H106ZM146 212H152V211H146ZM158 212V211H157ZM156 212V214H158ZM160 212V211H159ZM166 212V210H165ZM179 212V211H178ZM257 212V211H256ZM91 213V212H90ZM94 213V212H92ZM109 213L112 215L113 218H116L118 221V227L122 230L123 227L126 225V231L133 236L135 233V230L132 227L127 226V218L121 213V215L118 212H115L113 210H110ZM163 213V212H160ZM175 213V212H174ZM193 213V212H192ZM262 213V212H261ZM260 213V214H261ZM104 214V213H103ZM106 214V213H105ZM108 214V212H107ZM143 214V213H142ZM141 214V215H142ZM154 214V213H153ZM155 214V215H156ZM259 214V213H258ZM83 215V213H82ZM89 215V214H88ZM147 214H145L146 216ZM152 215V214H151ZM159 215V214H158ZM166 215V214H165ZM168 215V214H167ZM166 215V216H167ZM186 215V214H185ZM254 215V213H253ZM263 215V214H262ZM36 216V215H35ZM85 215H83V218ZM90 216V215H89ZM101 216V215H100ZM118 216L120 218H118ZM149 216V215H148ZM147 216V217H148ZM175 216V214H174ZM264 216V215H263ZM44 217V218H43ZM76 217V216H75ZM74 217V218H75ZM92 217V216H91ZM110 217V216H109ZM161 217V216H160ZM160 217L156 218V221L160 222ZM165 217V216H163ZM168 217V216H167ZM166 217V218H167ZM171 217V216H170ZM176 217V216H175ZM188 217V215H187ZM251 217V216H250ZM254 217V216H253ZM262 217V216H261ZM42 218L45 219V222H48L47 224H45V226L41 227L40 225L42 224ZM80 218V215L78 214L77 219ZM82 218V217H81ZM80 218V219H81ZM86 218V217H85ZM107 218V217H106ZM130 218V216H129ZM169 218V217H168ZM172 218V217H171ZM186 218V217H185ZM190 218V216H189ZM194 218V217H193ZM263 218V217H262ZM62 221H61V220ZM100 219V218H99ZM102 219V218H101ZM149 219V218H148ZM153 219V218H152ZM191 219V218H190ZM247 219V218H246ZM249 219V218H248ZM247 219V220H248ZM252 219V217H251ZM58 220H60L58 222ZM76 220V219H75ZM86 220V219H84ZM98 220V219H97ZM105 220V219H104ZM107 220V219H106ZM105 220V221H106ZM111 220V219H109ZM108 220V222H109ZM114 220V219H113ZM144 219H142L143 221ZM163 220V219H162ZM166 220V219H165ZM189 220V219H188ZM187 219L184 221H188ZM193 220V219H192ZM195 220V219H194ZM205 220V219H204ZM244 220V219H243ZM259 220V219H257ZM89 221V220H88ZM91 221V220H90ZM96 221V220H94ZM102 221V220H101ZM150 221V220H149ZM148 221V222H149ZM169 221V219L167 220ZM174 221V220H173ZM198 221V220H197ZM76 222V221H75ZM82 222V221H81ZM93 222V221H92ZM91 222V223H92ZM107 222V221H106ZM115 222V221H114ZM135 222V223H136ZM145 222V220H144ZM155 222V221H154ZM190 222V220L188 221ZM255 222V221H254ZM41 223V224H40ZM110 223V222H109ZM134 223V222H133ZM142 223V222H140ZM147 223V222H146ZM167 225L172 224L166 222ZM183 225H187L186 223H183V221L181 222ZM200 221H199V226H200ZM243 223V222H242ZM253 223V222H252ZM73 224V223H72ZM96 224V223H95ZM102 224V223H101ZM106 224V223H104ZM115 224V223H114ZM149 224V223H148ZM147 224V225H148ZM176 224V223H174ZM256 224L258 223H253L250 225V228H252L251 226H256ZM261 224V222H260ZM23 225V224H22ZM74 225V224H73ZM84 225V224H83ZM110 225V224H109ZM117 225V224H116ZM138 225V224H137ZM151 225V224H150ZM149 225V226H150ZM167 225H165L167 227ZM173 225V224H172ZM196 225V224H195ZM194 225V227H195ZM198 225V224H197ZM264 225V224H263ZM79 226V225H77ZM74 226V227H77ZM85 226V225H84ZM93 226V225H92ZM91 226V227H92ZM99 226V225H97ZM101 226V225H100ZM115 226V225H114ZM143 226V225H142ZM198 226V227H199ZM234 226V230H236V232H233L232 227ZM258 226H260L258 224ZM24 227V225H23ZM68 227V226H66ZM72 227V226H70ZM83 227V226H82ZM147 227V226H146ZM162 227V226H161ZM172 227V226H171ZM193 227V228H194ZM196 227V228H198ZM201 227V226H200ZM203 227V225H202ZM263 227V226H262ZM264 228V227H263ZM262 228V230H264ZM25 229V228H23ZM64 229V228H63ZM66 229V228H65ZM79 229V228H77ZM83 229V228H82ZM90 229V228H89ZM88 229V230H89ZM99 229V228H97ZM151 229V228H150ZM149 229V231H150ZM158 229V228H157ZM179 229V227H178ZM181 229V228H180ZM200 229V228H199ZM76 230V229H75ZM184 230V229H183ZM182 230V231H183ZM188 231V229H186ZM218 230V231H217ZM79 230H76L75 232H77ZM86 231V230H85ZM84 231V232H85ZM90 231V230H89ZM153 231V230H152ZM176 231V230H175ZM179 231V230H178ZM181 231V232H182ZM195 231V230H194ZM257 230H255L256 232ZM81 230L79 231L80 234ZM92 231H90L91 234ZM111 232V231H110ZM146 232V231H144ZM197 232V231H196ZM195 232V233H196ZM200 232V231H199ZM202 232V230H201ZM200 232V233H201ZM261 232V231H260ZM68 233V232H66ZM93 233V232H92ZM150 233H152L150 231ZM158 233V232H157ZM160 233V232H159ZM158 233V234H159ZM172 233V232H171ZM178 233V232H177ZM184 233V232H183ZM251 233V232H250ZM22 234V233H21ZM70 234V233H69ZM89 234V233H87ZM148 234V232H147ZM147 234H143L140 235L141 237L138 239L140 244L147 248L148 250L150 249L152 251V254L156 256H158L161 260V262L163 264H171L173 263V258L170 257V254H162L158 249H155L153 247H150L149 242L147 239ZM187 234V233H186ZM252 234V233H251ZM260 234V233H259ZM26 235V234H25ZM61 235V233H60ZM86 236V234H83ZM101 235V234H100ZM104 235V234H102ZM106 235V234H105ZM110 236V234H108ZM190 235V234H189ZM195 235V234H194ZM192 235V237L194 236ZM207 235V234H205ZM246 235V234H245ZM249 235V234H248ZM263 235V233H262ZM59 236V235H58ZM71 236V235H70ZM94 236V235H93ZM107 236V235H106ZM149 236V235H148ZM157 236V235H156ZM155 236V237H156ZM171 236V235H169ZM168 236V237H169ZM173 236V235H172ZM203 236V235H201ZM234 236V235H233ZM251 236V235H250ZM249 236V237H250ZM254 236V235H253ZM64 237V235H63ZM68 237V235H67ZM114 239V236H112ZM111 237V238H112ZM117 237V236H116ZM166 237V235H165ZM175 237V234L174 236ZM189 237V236H188ZM200 237V236H199ZM205 237V236H204ZM256 237V236H255ZM19 238V239H18ZM25 238V237H24ZM40 238V239H39ZM65 238V237H64ZM73 238V237H72ZM71 238V239H72ZM83 238V237H82ZM94 238V237H93ZM106 238V237H105ZM136 238V237H135ZM194 238V237H193ZM196 238V237H195ZM206 238V239H207ZM227 238H233V237H227ZM237 238V237H236ZM245 238V236H244ZM260 238V237H259ZM57 239V238H56ZM67 239V238H66ZM75 239V237H74ZM74 239L72 241H74ZM107 239V238H106ZM121 239V238H120ZM170 239V238H169ZM198 239V238H197ZM201 239V238H200ZM203 239L205 243V240ZM248 239V238H246ZM24 240V239H23ZM61 240V239H59ZM63 240V239H62ZM61 240V241H62ZM78 240V239H77ZM76 240V241H77ZM109 240V239H108ZM112 240V239H111ZM110 240V241H111ZM122 240V239H121ZM126 240V239H124ZM182 240V239H181ZM184 240V239H183ZM186 240V239H185ZM196 240V239H195ZM199 240V239H198ZM200 240V241H203ZM231 240V239H230ZM234 240V239H233ZM28 241V239H27ZM85 240H83L82 242H84ZM93 241H95L93 239ZM103 241V240H102ZM187 241V240H186ZM199 241V242H200ZM249 241V240H248ZM251 241V240H250ZM67 242V241H66ZM87 242V241H86ZM90 242H92L90 240ZM101 241H99L97 244L99 245ZM107 242V240H106ZM105 242V243H106ZM163 242V241H162ZM167 242V241H166ZM175 242V241H174ZM177 242V241H176ZM182 243L184 241H181ZM193 242V240H192ZM210 242V241H208ZM243 242V241H242ZM252 242V241H251ZM18 243V242H17ZM21 243V241H20ZM68 243V242H67ZM71 243V242H70ZM74 243V242H73ZM104 243V242H102ZM128 243V242H126ZM135 243V242H134ZM187 243V242H186ZM195 243V242H194ZM211 243V242H210ZM209 243V245H210ZM217 243V242H216ZM228 243V242H227ZM23 244V243H22ZM81 245V243H79ZM86 244V243H85ZM132 244V242H131ZM153 244V243H152ZM156 244V243H155ZM180 244V243H179ZM178 244V245H179ZM184 244V243H183ZM207 244V243H206ZM205 244V245H206ZM213 244V243H212ZM211 244V245H212ZM226 244V243H225ZM230 245V243H228ZM234 244V243H233ZM239 244V243H238ZM246 244V242H245ZM65 245V244H64ZM71 245V244H70ZM76 245V244H75ZM79 245V246H80ZM83 245V244H82ZM88 245V244H87ZM160 245V244H159ZM162 245V243H161ZM176 245V244H175ZM174 245V246H175ZM182 245V244H180ZM190 245V244H189ZM196 245V244H195ZM199 245V244H197ZM202 245V244H201ZM216 245V244H215ZM224 245V244H223ZM232 245V244H231ZM252 245V244H251ZM250 245V246H251ZM27 246V245H25ZM72 246V245H71ZM69 246V248L71 247ZM90 246V245H89ZM87 246V247H89ZM132 246H135V244H133ZM136 246H138L136 244ZM153 246V245H152ZM156 246V245H155ZM158 246V244H157ZM173 246V247H174ZM203 246V245H202ZM214 247V245H212ZM219 246V245H218ZM222 247V245H220ZM233 246V245H232ZM243 246V245H242ZM249 246V245H247ZM249 246V247H250ZM66 247V246H65ZM68 247V246H67ZM66 247V248H67ZM73 247V246H72ZM141 247V246H140ZM139 247V248H140ZM159 247V246H158ZM167 247V246H166ZM172 247V246H171ZM170 247V248H171ZM176 247V246H175ZM188 247V246H187ZM212 247V248H213ZM227 247V246H226ZM230 247V246H229ZM227 247V248H229ZM241 247V246H240ZM239 247V248H240ZM245 247V246H243ZM6 248V247H4ZM60 249V246L58 247ZM56 247V249H58ZM85 248V246H84ZM83 248V249H84ZM96 248V247H95ZM113 248V247H112ZM144 248V249H145ZM157 248V247H156ZM186 248V247H185ZM195 248V247H194ZM210 248V246H209ZM217 249V247H215ZM224 248V247H222ZM233 248V247H232ZM238 248V247H237ZM27 249V248H25ZM36 249V248H35ZM54 248V250H56ZM58 249V250H59ZM68 249V248H67ZM81 249V248H80ZM77 249V250H80ZM92 249V247H91ZM127 249V248H126ZM131 249H134L131 248ZM136 249V248H135ZM173 249V248H171ZM178 249V248H177ZM182 249V248H181ZM204 249V248H203ZM231 249V247L229 248ZM228 249L229 253L230 250ZM236 249V248H235ZM248 249V248H247ZM31 250V249H30ZM52 250V249H51ZM63 250V249H61ZM65 250V249H64ZM63 250V251H64ZM76 250V249H75ZM74 250V251H75ZM90 250V248H89ZM96 250V249H94ZM110 250V249H108ZM165 250V249H164ZM174 250V249H173ZM208 250V248H207ZM218 250V249H217ZM224 250V249H223ZM240 250V249H239ZM242 250V249H241ZM244 250V249H243ZM242 250V251H243ZM250 250V249H249ZM253 250V247H252ZM18 251L20 252L21 255V250L18 249ZM24 251V250H22ZM73 251V250H72ZM71 251V252H72ZM127 251V250H126ZM140 251V250H139ZM169 251V250H168ZM176 251V250H175ZM174 251V252H175ZM183 253L184 250H182ZM190 251L192 252V248L190 249ZM198 251V250H197ZM200 251V250H199ZM205 251V249H204ZM213 251V250H212ZM214 251H216L214 249ZM227 251V249L225 250ZM3 252V253H2ZM34 251H28V254L31 256H34V254H32ZM43 252V251H42ZM48 252V251H47ZM55 252V251H54ZM82 252V251H81ZM85 252V251H84ZM87 252V251H86ZM103 252V250H102ZM150 252V251H149ZM166 252V251H165ZM179 252V251H176ZM206 252V251H205ZM204 252V254H205ZM221 252V249H220ZM232 252V251H231ZM249 252V251H248ZM259 252V251H256ZM24 253V252H23ZM26 253V252H25ZM45 252H43L42 254H44ZM49 253V252H48ZM47 253V254H48ZM60 253V252H59ZM64 253V252H63ZM74 253V252H73ZM78 253V251H77ZM93 253V252H91ZM141 253V252H140ZM148 253V252H147ZM151 253V252H150ZM168 253V252H167ZM173 253V252H172ZM199 253V252H198ZM210 253V252H209ZM209 253L207 252L206 254L209 255ZM215 253V252H212ZM222 253V252H221ZM237 253V250H236ZM243 253V252H242ZM247 253V251H246ZM244 253V254H246ZM37 254V253H36ZM40 254V253H39ZM50 254V253H49ZM53 254V253H52ZM69 254V253H68ZM67 254V258L65 260H67L69 258V256L71 257V255ZM100 254V253H99ZM103 254V253H102ZM107 254V253H106ZM113 254V253H111ZM125 254V253H124ZM143 254V253H142ZM177 254V253H176ZM187 254V253H185ZM195 254H197L195 252ZM205 254V255H206ZM211 254V253H210ZM217 254V253H215ZM234 254V253H232ZM13 255V254H12ZM11 255V256H12ZM25 255V254H24ZM27 255V254H26ZM28 255V256H29ZM46 255V254H45ZM55 255V253H54ZM57 255V254H56ZM78 255H80L78 253ZM82 255V254H81ZM80 255V256H81ZM89 255V254H87ZM95 255V254H94ZM104 255V254H103ZM137 255V253H136ZM175 255V254H174ZM179 255V253L177 254ZM188 255V254H187ZM192 257L194 254H191ZM219 255H221L219 253ZM225 255V254H224ZM225 255V256H228ZM247 255V254H246ZM252 255V254H251ZM249 255V256H251ZM6 256V255H5ZM8 256V255H7ZM16 256V255H15ZM14 256V257H15ZM27 256V257H28ZM36 256V255H35ZM61 256V254H60ZM59 256V259H60ZM63 256V255H62ZM77 256V255H76ZM98 256V255H97ZM101 256V255H100ZM99 256V257H100ZM110 256V255H109ZM108 256V257H109ZM114 256V255H113ZM127 256V255H125ZM135 256V255H134ZM133 256V258H134ZM147 256V255H146ZM189 256V255H188ZM199 256V255H198ZM210 256V255H209ZM232 256V255H230ZM237 256V255H236ZM253 256V255H252ZM251 256V257H252ZM13 257V258H14ZM25 257V256H24ZM38 257V256H37ZM42 257V256H41ZM38 258V259H41ZM49 257V256H48ZM51 257V256H50ZM58 256H56L57 258ZM64 257V256H63ZM82 257V256H81ZM86 256L83 255V258H85ZM97 257V258H99ZM102 257V256H101ZM104 257V256H103ZM111 257V256H110ZM119 257V256H118ZM177 257V256H175ZM174 257V258H175ZM180 256H178L177 258H179ZM201 257V256H200ZM206 257V256H205ZM215 257V256H214ZM219 257V256H218ZM224 257V256H223ZM233 257V256H232ZM231 257V258H232ZM243 257V256H242ZM261 257V256H260ZM12 258V257H11ZM18 259V255L16 257ZM36 258V257H35ZM44 258V257H43ZM42 258V259H43ZM55 257L52 256L51 260L53 262V260L56 259ZM78 258V256H77ZM75 258V259H77ZM116 258V257H115ZM132 258V257H131ZM176 258V259H177ZM189 258V257H188ZM220 258H222V255L220 256ZM225 258V257H224ZM235 258V257H234ZM239 258V257H238ZM250 258V257H249ZM256 258V257H255ZM264 258V256L262 257ZM16 259V260H17ZM88 259V258H87ZM95 259V258H94ZM101 259V258H100ZM120 259V258H119ZM183 259V258H182ZM185 259V258H184ZM183 259V260H184ZM187 259V258H186ZM199 259V258H197ZM203 259V258H201ZM205 259V258H204ZM210 259V258H209ZM213 259V258H212ZM229 259V258H228ZM233 259V258H232ZM246 259V258H245ZM248 259V258H247ZM253 259V257H252ZM257 259V258H256ZM255 259V261H256ZM10 260V259H9ZM14 260V259H13ZM29 260V259H28ZM37 260V258H36ZM44 260H47V258L45 257ZM50 260V258L48 259ZM50 260V261H51ZM58 260V258H57ZM64 260V262H65ZM74 259H72L73 261ZM104 260V259H103ZM118 260V259H117ZM121 260V259H120ZM119 260V261H120ZM127 260V259H126ZM181 260V259H180ZM200 260V259H199ZM222 260V259H221ZM225 260V259H224ZM237 260V259H236ZM235 260V261H236ZM12 261V260H11ZM32 261V259H31ZM33 261L34 257H33ZM41 261V260H39ZM43 261V260H42ZM68 262L70 260H67ZM78 261V260H77ZM80 261V260H79ZM83 261V260H82ZM95 261V260H94ZM101 261V260H100ZM106 261V260H105ZM110 261V260H109ZM128 261V260H127ZM132 261V260H131ZM138 261V260H137ZM143 262V260H141ZM185 261V260H184ZM194 261V260H193ZM191 261V263L193 262ZM209 261V260H208ZM215 261V260H214ZM228 261V260H227ZM226 261V262H227ZM245 261V260H244ZM8 262V260L6 261ZM16 262V261H14ZM18 262V261H17ZM47 264H52L49 263V261H47ZM56 262V260H55ZM86 261H84L85 263ZM92 262V261H91ZM90 262V263H91ZM96 262V261H95ZM178 262V261H177ZM180 262V261H179ZM182 262V261H181ZM199 262H202L201 260ZM223 262V261H222ZM229 262H231L229 260ZM251 262V261H249ZM254 261H252L251 263H253ZM34 262H32L33 264ZM42 263V262H41ZM46 264V261L43 262ZM42 263V264H43ZM54 263V262H53ZM60 260H59V264H60ZM71 263V262H70ZM69 263V264H70ZM97 263V262H96ZM95 263V264H96ZM135 263V262H134ZM184 263V262H183ZM189 263V262H188ZM196 263V262H195ZM211 263V262H210ZM215 262H213L214 264ZM259 263V262H258ZM262 263V261H261ZM10 264V263H9ZM30 264V263H28ZM38 264H40V262H38ZM57 264V263H56ZM62 264V263H61ZM66 264V263H65ZM68 264V263H67ZM77 264V263H76ZM82 264V263H81ZM94 264V263H93ZM114 264V263H113ZM119 264V262H118ZM174 264V263H173ZM177 264V263H176ZM186 264V263H185ZM194 264V262H193ZM207 264V263H206ZM243 264V263H242ZM255 264V263H254Z\"/></svg>", "mask_w": 264, "mask_h": 264}]
</instances>
